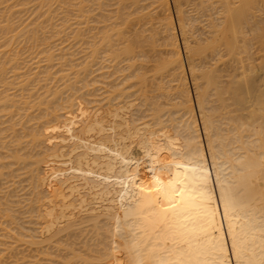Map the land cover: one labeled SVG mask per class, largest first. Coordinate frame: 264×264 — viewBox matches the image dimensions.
<instances>
[{"label":"bare ground","instance_id":"6f19581e","mask_svg":"<svg viewBox=\"0 0 264 264\" xmlns=\"http://www.w3.org/2000/svg\"><path fill=\"white\" fill-rule=\"evenodd\" d=\"M5 1L8 2V0H5ZM14 1H12V0L9 1V2H11L9 4H12V2H14ZM43 1H45V2L47 1V3L48 2L52 3L55 0H53V1L52 0L51 1L50 0L49 1L43 0ZM58 1H60V3H58ZM61 1L62 0L56 1L58 4H60L59 6H61ZM66 1H68V0H66ZM70 1L72 3V0H70ZM83 1L81 0L80 2H83ZM87 1L88 0H85L84 3L85 4L91 3L90 5H92L93 0L91 2H89V1L87 2ZM126 1H128V0H126ZM132 1H135V2H133L134 3L133 5L137 6V8L139 7V10L135 14V15H137V13H138V15H137L138 17L134 18L135 16H131V15H134L133 14V13H135L134 10L135 11L137 10V8L134 7L133 5L131 6L134 8L133 11H131L130 9L129 10H122L120 8L121 12L122 11L128 12L127 13L128 15L125 14L126 17H125V15L124 16L121 15L125 19V20L122 19V22L126 21L124 23H126V24L130 23L128 21V19H130L131 17H132V19H130V20H132V21H136L137 18H138V20L140 19L141 21L147 20L148 22L144 21L147 23V25L144 22L143 23L146 26L151 24L152 26L151 25L150 26L153 27L152 32H151V30H149L151 33L147 32V30H146L147 27L142 28V29L146 30V31L144 30L143 33L146 32L147 36L150 35V38L147 37V39L145 38L143 40L146 33L144 35H141V33L139 34L138 30H137L138 32L135 33L136 38L131 34V36H133L135 39L133 37L131 39V37L125 33L126 34L125 36L126 37L129 36V38L131 40L126 39V40H129L128 42L124 41L126 43H124L122 41L121 44L123 46L120 47V45H121L120 40H122L126 37H123L124 33H122V31L124 29L122 30L121 27H119V26H121V24H124V23L121 22L120 25L117 24L114 27V25L117 23L116 19L119 17L118 16L119 14H117L119 12V10L117 12V9H119V5L117 2L116 4L118 6L115 5V6H117V9H116L117 13L115 12L117 15H114L112 13L113 16H115V17L112 18V16H111V18L113 20H115L112 23V24H114L113 25L114 29L112 30L113 27H111L112 26L111 25L110 28L112 31L109 30L110 34L107 33V30H108L107 28H106V30H103L106 33L103 32L105 35H103V33H101V35L104 37H103V40H101V41L99 40V41H100V43L104 44L105 47H108V48L112 47V50H110L111 48L109 49L110 51H109V53H107L109 55L107 56L106 59H108L109 56H110L109 58H111V56H112V58L114 57L115 61L117 62V60L121 59L124 56V58L126 60L128 59V61L130 63L129 67L126 69H128V70L130 69L129 71L131 72V70L136 65V62L134 59L136 57L140 58V56L141 57L144 56V53H141L143 51L139 50L140 54L139 53L137 54V52H135L138 55V56L136 55V57H135L133 55L134 49L136 48L135 49V51H136L138 46L143 47V45H142L143 42H144V44L148 42L150 45L151 44H152V46L154 45V48H155V46L157 45L156 44V40H157L156 36H158L160 33L162 35V39L164 41L163 42V44L165 46L164 49H166L165 51L168 53V56L166 58L164 57L165 58L164 61H162V59H157V60H159V62H160V60L163 62V63H161V65L157 66V70L159 72L164 71L165 78L164 79H162L161 77L160 78L163 81L162 84L167 79L165 82H166V84L169 83L168 84L169 86L168 85L164 86L165 83L163 85H160L161 82L158 83L159 86L158 85L157 86L158 87L164 86L163 88H161V91L165 93L166 91H163V90L166 89L167 92L165 94L173 93V98L171 100H175V101L166 102V100H165L166 105H163L164 108L166 107V109H167V105H168V107L171 106L172 108H168L166 110V109L161 107L162 106V104H160L161 102H159V104L157 102L158 106L161 105L160 108H158L159 109L158 110L156 108L157 105L155 104L156 101L154 102V104L152 103L153 100H155V98L153 99V97H155V96H153L151 98L152 100L147 101L148 98L150 99V97H151V95H150V97L144 99V102L145 103L148 102L151 104V106L154 107V108H152V110L150 109V111H149L150 113H151V111H153V109H155V108L156 109H155V111L152 112V114H149V115L146 114L147 117H151L150 119L146 118V120L148 119L146 122L144 121L145 119L143 120L141 118V115H143L144 116L143 118H145V114H142L144 112L141 110V107L143 106L145 108V106L147 107L148 104L145 105V103H144V105H142V104L138 103V106H139V108H138V107H136L137 101H140V99H142V96L144 98V96H146L144 94H147L148 91H144L147 88L146 83H144L146 88H143L144 94H141L142 90L138 89V88H142L144 86L143 84H141L138 87V84H140V80H141V82L142 81L144 82L147 79L145 74H142V75L139 74L141 72V68H143V69L145 68L143 66L145 63L140 64V60H139V65L138 66L136 65V69L134 68L135 71L131 72L133 75L135 73L136 78L133 77V75H132L133 78L129 76V78H132V79L135 78L133 80L134 84L132 82V79H131V81H129V79L128 80L126 79L129 75V73H127L126 78L121 76V78L125 79L123 81H126V83L130 82V84H131V82H132V84H131L132 86L129 84V86H130L129 88L131 91H132L131 88L133 87V85L135 86V81L137 80L136 84H137L138 88L135 86L137 89L136 90L137 92L133 90L134 97H136V95L137 96L142 95V96L139 100L137 99L139 97H136V99H133L134 100L133 105L136 104L134 107L129 108L132 105L131 99L134 98L132 96L133 92H132V94L130 92H128V95L131 94L128 96V95H126L127 94L126 90H125L126 91L125 92L122 89V91L124 93L120 91L122 85L120 86V84H118L120 86V88H117V89L114 88V86H112L114 89H116V93H117V90L120 89V90H118L120 93H117L114 96H113L114 93L113 94L111 93L112 98L111 97L110 98L112 101L106 100L107 98L106 97H105L106 99L103 98L104 96L102 95V97H100V101H101V98H103L102 102H98L99 100H97V102H98L97 104L99 105V107H100V104L105 103V101L106 102L109 101L108 103H111L114 101V99L116 97L120 98L119 96L121 95V93H123V95L128 96L129 100L131 101V102L129 101L130 104L128 102V106H129L128 109H127V107L124 106L125 105L124 102H122L123 98H121L119 101H117V99H116L115 100L116 103L108 104L109 105L108 107H107V103H105V106L104 105L101 106L99 108V110H98V106H96L97 110L94 109L93 113L92 112H88V113L84 112V110L87 109L84 106L85 109H81V110H83L84 117H81L79 119V121L77 122L78 124H80L79 123L80 120L83 119L82 123L80 125L81 129L79 128V130L74 133V131H76V130H73L74 128L73 129L70 128L71 130L70 129L66 130L68 128V127H66L67 125H65V126L62 125V128L64 126L65 130L62 129V133H60L61 131L60 132L57 131L59 134L55 132L54 135L55 134H58V135L63 134V132H65V131H67V132L73 131V132H70L71 135H69V137H67L69 132H68V134H67V132L64 133L65 137L64 138L62 137L63 142H61L59 140L60 142L59 143L57 142L55 148L51 146L52 149L54 148V150L50 151L49 154L46 155L45 154L46 152L44 150L43 153L44 152L45 153L43 154V156L39 155V157L37 159H33L32 161L29 160V158H28V160L31 162H28V164L26 166L31 167L29 172L32 171L30 173V174H32V176H31L32 178L34 175H37L38 178L41 177L42 175L39 176V174H37V172L40 169L43 170V167H45L46 163H47L46 167L49 166L46 168V172L48 174V176H46V178L47 179L49 178V179L48 180L45 179V180L47 182H49V181L52 182V183L49 182L51 185H49V188L42 189L44 192L47 191L45 193H42L43 191L41 189H40V191H42V192H40L38 190L36 192V189L38 187L41 186V188H42V186H43V188H44V187H48V185L46 182H45L46 183L45 186L42 185V183H40L42 180V177H41V180L36 178L39 182L38 184H36L37 180H35V178H34L36 183H33V184H36V186L38 185V187H36L34 185L35 189H33V190H35L34 192H36V195H38V194L39 195H38V197H36V199H34V197H31V198L29 197L31 199V200H29V204L33 203L32 204L33 208L31 207L32 209H36V208H37V210L39 209V211L33 210L36 212V214H37V212L39 213V215L38 214L37 215L39 216L38 220H40L41 223L38 220H37V222H39L41 225L44 224V222H45L44 226L43 225L41 226L39 223L36 222V224L39 225V228H41V230H42V228H44L43 232L44 231L46 232L49 227H51V228H49V230L47 231L46 234H44L43 232H40V230L37 229L38 227L34 228V229H36V231L39 230V232L41 234H43L42 237H41L40 233H38V235L36 236L39 239L42 238L40 240L37 239L36 237H33V235H31L32 232H30L31 234L23 233V230H25L26 228L23 229L21 232L23 234H25V236L31 235L33 237V239L36 238V242H35V240L32 241V243L35 242V243H33V246L36 243H38V246H40L41 244H39V243L44 242V243H42V246H43V244L48 245V243H51V247H52V244L54 243L58 246V247L57 246H54V247H57L58 249L64 248L65 250L63 252H65L66 249L68 250L65 252V254L60 251L63 254L62 257H61L62 254H59V250L56 251V252H58L57 254H59L58 255L59 260L56 259V256L51 258L50 260H51V262H53V264L54 263L55 264H69L70 262L72 264H75V263H73V260H75V259L79 260L80 262H81V260L83 262L84 261L88 262V261H90L91 258H92L91 260L94 259L93 260L94 263L98 260V261H100V263H101V261H103V264H264V19L262 18V16H264V15H262V14H264L263 13L264 12L263 11L264 10V0H151L150 4L146 5L144 7H142L144 5L143 2L141 3L142 0H132ZM149 1L150 0H148V2ZM2 2H3V4H0V8L3 7L1 5H4V1H2ZM40 2H42V0ZM40 2L38 1V3H40ZM45 2L43 4H46ZM63 2H62V4H63ZM80 2L78 3V5L80 4ZM97 2H98V0H97ZM119 2L121 3L122 0H120ZM128 2H130V1H128ZM148 2H147V4H148ZM33 3H35V2H33ZM49 3H48L49 6L47 4L46 5L48 7H52V5ZM84 3H82L81 6H79V9L82 6H84L83 5ZM144 3H145V1H144ZM9 4H8V6H9ZM15 4H17V3H15ZM140 4L141 5L143 4V5L140 6ZM6 5H7V3H6ZM6 5H4V6H6ZM70 5L74 6L73 3ZM101 5H103V3L102 4L100 3V6ZM123 5H125V3L122 4V6ZM34 6H33V9H34ZM39 6L42 7V3ZM66 6H67V4H66ZM120 6H121V4H120ZM12 7H15V6H12ZM40 7L37 9L38 10L37 12L44 11L45 9H47L46 6H43V7H45V9L43 8L44 10L41 9ZM56 7H58V6H56ZM89 7L87 6V8H89ZM124 7L125 6H123V8ZM131 7H129V8H131ZM147 7H148V9H147ZM172 7L176 11L175 14H176L177 22L174 19V16L172 13L173 12ZM87 8L85 9V11L91 10V9L88 10ZM90 8H92V7H90ZM96 8H98V7H96ZM103 8H106V7H103ZM62 9H64V8H62ZM74 9H78V8H74ZM79 9H78V11L81 10L80 16L82 14H83L82 16H84L85 12L84 11L82 12V9H80V10ZM140 9H141V11H140ZM51 10H49L47 12L49 14H51L50 13ZM55 10H56V8H55ZM69 10H70V6H69ZM101 10H103V9H101ZM61 11H63V10H60V12ZM97 11L99 12L100 9ZM129 11H130V13H129ZM47 12H46V14H47ZM57 12L58 11H55L54 13L56 14ZM131 12H133V13H131ZM4 13L5 12L2 13L3 17L5 15ZM19 13H20V11H19ZM69 13H70V11H69ZM73 13H75V12H72V14ZM0 14H1V12H0ZM11 14H12V12H11ZM78 14H79V12H78ZM78 14L76 12V15H78ZM66 15H68V14H66ZM70 15H68V16H70ZM88 15H89V13H88ZM15 16L18 18V15H15ZM22 16H23V14L21 16L19 15V17H22ZM48 16H50V15H48ZM54 16H56V15H54ZM57 16H59V15H57ZM61 16H63V14ZM61 16H59V17H61ZM127 16H128V18H127ZM8 17H10V14H8ZM44 17H43V19H44ZM59 17H57V18H59ZM64 17H62V18L64 19ZM76 17H79V15ZM85 17L86 16H84V18ZM92 17H94L93 14H92ZM92 17L90 15V17H88V19L92 18ZM95 17L98 18V16H95ZM1 18L2 17H0V19ZM7 18H6V20H7ZM13 18L14 17H12V19ZM23 18L24 17H22V21L24 23L25 21L23 20ZM68 18H70V17H67V18L65 17L64 20H67ZM142 18H144V19H142ZM31 19L29 18V21ZM40 19H42V18H40ZM52 19L53 18L51 15L50 20H52ZM63 19H61V20H63ZM80 19L83 20V18H81V17H80ZM88 19L86 18V24L85 25H87ZM11 20L8 18V20L6 22H10ZM55 20H52V21H55ZM71 20L72 19H70V21H66V22L71 23ZM107 20H108V18H107ZM111 20H109V21H111ZM140 20H139V22H140ZM75 21H76V19H75ZM13 22H11V23H13ZM105 22H107V21H105ZM111 22H108V23H111ZM200 22L202 23V27L205 26V27H203V33H200V34H202V36L203 35L206 36L205 39L203 37H200V36H199L200 37L199 38L198 34H197V29H196L195 25H196V23H200ZM11 23H9V24H11ZM49 23H51V22H49ZM78 23L80 24L79 20H78ZM7 24H5L6 27L9 25V24L8 25ZM20 24H21V21H20ZM32 24H33V22H32ZM41 24H40V26L45 25V24H42V25ZM53 24H55V23H53ZM64 24H65V21H64ZM75 24H73V25L75 26ZM96 24H97V22H96ZM126 24L123 25L122 28H124L126 26ZM141 24H142V22H141ZM25 25L24 26L23 25L22 26L17 25V26L25 27V28L27 27V25L31 26L30 24H25ZM36 25L39 27L38 23ZM55 25H53V26H55ZM69 25H71V24H69ZM88 25H91V24L89 23ZM98 25H100V24H98ZM136 25H138V24H136ZM197 25H199V24H197ZM2 26H3V28L5 27L4 24ZM13 26L14 25H12V27ZM32 26H34V28H35V25H32ZM37 26H36V28H37ZM60 26H61V24H60ZM77 26L79 27L80 25H77ZM94 26H93V29H94ZM8 27L10 29V26H8ZM8 27H7V29H8ZM81 27H83V26L81 25ZM31 28L33 29V27H31ZM31 28L29 27V32H30L29 34H32ZM46 28H47V26H46ZM89 28H88V30H89ZM138 28L140 29V27H138ZM4 29H2L1 31H3ZM21 29L22 28H20V30ZM26 29L28 30V28H26ZM39 29H40V27H39ZM42 29H45V26H43ZM65 29H66V27H65ZM68 29H70V27L69 28L67 27V30ZM72 29H74V28H72ZM72 29H71V31H72ZM149 29H151V28H149ZM82 30H84V29H82ZM131 30H133V28ZM1 31H0V33H1ZM33 31H35V34L39 35V33H36L38 31V29L37 30L35 29ZM44 31L47 32V29H45ZM44 31H43V34H44ZM63 31H64V29H63ZM75 31L77 33V30H75ZM94 31H95V29H94ZM114 31H115V33H113ZM133 31H135V30H133ZM4 32H5V30L3 31V33ZM18 32H19V30H18ZM22 32H19L18 34L21 35ZM25 32L27 33V31H25ZM38 32H41V29ZM72 32H74V31H72ZM79 32H80V34H78V35L82 36L84 31L83 32L79 31ZM141 32H142V30H141ZM59 33H60V31H59ZM84 33L86 34V31ZM87 33H88V31H87ZM92 33L94 34V32H92ZM148 33H149V35H148ZM22 34H24V33H22ZM62 34H64V33L61 32V36H62ZM93 34H92V36H93ZM178 34L180 35L181 40H180V38H178ZM15 35H16V33H15ZM26 35L27 34H25L23 36L26 37ZM99 35H100V33H99ZM2 36H4V35H2ZM9 36H11V35H9ZM9 36L7 35V37H9ZM33 36H34V33H33ZM33 36H31V37H33ZM68 36H70V35H68ZM85 36H87V35H85ZM141 36H143V38H141ZM7 37L5 36L4 39ZM22 37H20V39H22ZM71 37H74V38L76 37V39L78 38L77 35L71 36ZM83 37H84V34H83ZM138 37H139V40H138ZM14 38H13V42H12V40H10L12 43H15ZM33 38H32V40H34ZM52 38L53 37H51V39ZM45 39L46 38H44V39L42 38L43 41ZM101 39H102V37H101ZM67 40H68V38H67ZM5 41H7V39ZM10 41L8 42L9 44H7V47L9 45L12 46ZM34 41H35V44L37 45L38 42L36 43V41H37L36 38ZM53 41H55V40H53ZM63 41L66 42V40H62V42ZM77 41H78V39H77ZM51 42H52V40H51ZM74 42H76V41H74ZM74 42H72V43H74ZM87 42H86V44H88ZM89 42H90V37H89ZM141 42H142V44H141ZM160 42H162V41H160ZM18 43H19V41H18ZM66 43H69V42L67 41ZM77 43H75L76 45L75 44H72V45L73 46L78 45L77 47H79L80 42H79V44H77ZM100 43L97 44L99 46H96L94 44V42L92 43V45H90L91 43H89V45L92 46V47H89L90 50H93L91 48H94L93 51L95 52V55H96V56L94 55L93 51H91V53L88 54V55L93 54L92 55L93 60H96L97 56L102 55L103 54L102 52L106 50V49H103L104 46L101 47L102 45H100ZM31 44H33V43H31ZM45 44H46V42H45ZM57 44L55 42V45H57ZM106 44H107V46H106ZM59 45L55 48L53 47L54 50L56 48H59ZM251 45L256 46L255 49H257V50L253 51L254 49L253 50L251 49L253 51V52H251L250 48H249ZM11 46H9V47H11ZM53 46H54V43H53ZM69 46H66L67 49ZM254 46H252V47L254 48ZM7 47H5V48L1 47V49L5 50ZM24 47H26V46H24ZM32 47H35L33 49H36V46H32ZM84 47H85V45H84ZM113 47H114V49H113ZM144 47H146V46H144ZM181 47H183L185 55L182 54L183 49ZM60 48H62V47H60ZM60 48L56 52L61 51ZM23 49H25V48H23ZM64 49H66V48H63V50ZM80 49H81V47H80ZM49 50L46 49L47 52ZM90 50H88V52ZM160 50H161V48H160ZM21 51L22 50H20V52ZM33 51H35V50H33ZM46 51H45V54H46ZM65 51H63V52H65ZM67 51H69V50H67ZM77 51H79V50L77 49ZM100 51H102L101 54L99 53ZM106 51L104 52V54H106ZM150 51H152V50H150ZM165 51H163V52H165ZM13 52H15V50ZM27 52H28V50H27ZM27 52H26V54H28ZM37 52L38 51H36V53ZM84 52H85V50H84ZM146 52H148V51H146ZM1 53H0V55H1ZM69 53L70 52H68V55H69ZM75 53L77 54V52H75ZM7 54H8V52H7ZM152 54H154V53H152ZM31 55H32V53H31ZM47 55L49 56V60H48L49 62L46 59H44L43 61L46 60L48 63H50V60H51L53 53L52 54L49 53ZM78 55H79V53H78ZM82 55H85V54L83 53ZM16 56L17 55H15V59H13V60H17ZM69 56H68V58H71V57L73 58V55L71 57H69ZM74 56H75V54H74ZM102 56L106 57V55H102ZM32 57H33V55H32ZM34 57H35V54H34ZM37 57H39V56H37ZM59 57H57V58H59ZM77 57L78 56H76V58ZM209 57H211V58L207 61V59ZM46 58H48V57H46ZM112 58L110 59L111 61H112ZM114 58H113V60H114ZM41 59H43V58H41ZM53 59H55V58H53ZM65 59H66V55H65ZM84 59H86V58H84ZM88 59L85 61L88 62V61L92 60V58L89 60ZM140 59H142L143 62L145 61L143 59V57ZM145 59H146V56H145ZM62 60H64V59H62ZM79 60H81V59H79ZM79 60H78V62H79ZM97 60L99 61V59H97ZM105 60H104V62H105ZM26 61H28V60H26ZM128 61L126 63H128ZM146 61H147V59H146ZM11 62L13 63L14 61H11ZM16 62L19 63L18 61H16ZM51 62L55 63L53 60H51ZM58 62H59V60H58ZM62 62H64V61H62ZM75 62L76 61H74L73 63H75ZM93 62H95L94 64H97V68H98L99 67L98 63L96 61H93ZM93 62L92 63L88 62V63H90L92 66ZM1 63H3V62H1ZM1 63H0V66H3ZM84 63H82V64H84ZM24 64H27V63H24ZM86 64L87 63L84 64V67H83V65L81 66V67L85 68V71L87 70L86 67L88 65H90V64H87V65ZM117 64H119V62ZM10 65H11V63H10ZM15 65H17V64H15ZM28 65H29V63H28ZM38 65L39 64H37V66ZM52 65L50 67H52ZM72 65L71 66L74 67V64H72ZM85 65H86V67H85ZM101 65H100V67H101ZM108 65L113 66V63L108 64ZM108 65L105 64L106 67ZM114 65H116V63H114ZM4 66H5V64H4ZM14 66H12V67H14ZM55 66L58 67L57 64ZM69 66H70V64H69ZM151 66H154V65H151ZM117 67H119V65ZM19 68H21V67H19ZM38 68L40 69V66L37 67V69ZM42 68H44V67H42ZM54 68L57 69L56 67H54ZM87 68L89 69V67H87ZM112 68H111V70L110 69H108V70H110V72H111ZM122 68L123 67L121 66V70H122ZM153 68H155V67H152L151 71H154V70H152ZM15 69H16V67H15ZM92 69H90V70H92ZM117 69H115L113 71H116ZM126 69H123V70H126ZM137 69H139L140 72ZM148 69L150 71V67H148ZM13 70H14V68H13ZM13 70H12V72H13ZM25 70H27V69H25ZM82 70L80 69V72ZM98 70L99 69H97V71ZM136 70L138 71L137 73H136ZM62 71H60V72L63 73ZM101 71H103V70H101ZM143 71H144V73H146L145 69L142 70V72ZM158 71L156 72V70H155V73L158 74ZM187 71H188V74L191 78L190 80L192 81L193 92L191 91L192 89H190V85H189L190 83L188 80ZM3 72H4V70H3ZM3 72H2V74H3ZM17 72H19V71H17ZM60 72H59V74L61 75ZM69 72H71V71H69ZM13 73H15V72H13ZM20 73H21V71H20ZM32 73L30 72L29 74H32ZM51 73H52V71H51ZM106 73H108V72H106ZM112 73H114V72H112ZM122 73L121 74L124 75V72H122ZM9 74L11 75V70H10ZM115 74L117 76L120 73H118V74L115 73ZM164 74H162L163 77H164ZM73 75L74 74H72V76H70V77H73ZM84 75H86L85 72H84ZM101 75H103V74H101ZM108 75H106V76H108ZM114 75L112 74V76H114ZM17 76H18V74H17ZM33 76L31 75V77H33ZM37 76H39V75H37ZM47 76H48V74H47ZM47 76H46V78H47ZM53 76H54V74H53ZM67 76H69V75H67ZM88 76H89V72H88ZM116 76H114V77L118 78V80H116V83H117V81H119V79H121V78H119L120 75L118 77H116ZM144 76L146 77V79ZM149 76H150V74H149ZM0 77L2 79V75ZM54 77L57 78L58 76L56 75ZM61 77L63 79V76H61ZM86 77H87V75H86ZM137 77H138V79H137ZM93 78H95V77H93ZM101 78H102V76H101ZM105 78H104V82L107 81V80H105ZM19 79H22V78H19ZM65 79H67V78H65ZM65 79H64V81H66ZM10 80H8V81H10ZM26 80L28 81V79H26ZM26 80H25V82H26ZM43 80H45V78ZM48 80L50 81V79H48ZM52 80L54 82V80H56V79L52 78ZM79 80H81L80 77H79ZM86 80H87V78H86ZM35 81L37 83L38 82L40 83L39 79H38V81L37 80H35ZM90 81H92V80H90ZM33 82H34V80H33ZM53 82H51V84ZM57 82H59V81L57 80ZM75 82H76V79H75ZM79 82L80 81H78V85H80ZM88 82H89V80H88ZM146 82H149V81H146ZM22 83H24V82H22ZM60 83H61V81H60ZM69 83H70V81H69ZM92 83H91V85H92ZM95 83H97L96 80H95ZM95 83L93 84V86L95 85ZM20 84H17V85L20 86ZM48 84L51 85L49 82H48ZM66 84H68V83H66ZM9 85H11V84H9ZM24 85H25V83H24ZM37 85H39V84H37ZM64 85H65V82H64ZM81 85H83V82L81 83ZM113 85H114V83H113ZM33 86H34V84H33ZM61 86H62V88H61ZM61 86H59V87L64 92L65 89H63L64 88L63 85H61ZM109 86L111 87V85H109ZM125 86L126 85H124L123 87H125ZM65 87H66V85H65ZM68 87L69 86H67L66 92H68ZM77 87L78 86H76V91H77ZM81 87H79V89ZM85 87H88V83H87V85H84V88L83 87L82 88L85 90ZM116 87H118V86H116ZM127 87L128 86H126V88ZM135 87H133V88L135 89ZM158 87H157V90L159 89V93H160V88H158ZM28 88H30V87H28ZM31 88H33V87H31ZM36 88H37V86H36ZM98 88H97L98 91L102 89V88L100 89V87H98ZM126 88H124V89H126ZM129 88H127L128 91H129ZM152 88H153V86H152ZM1 89H3L2 84H1ZM54 89H56V88H54ZM54 89L53 90L51 89V91H54ZM87 89L89 90V88H87ZM154 89H156V88H154ZM172 89H174V92L171 91ZM32 90H34V89H32ZM105 90H107V88ZM168 90L171 92H169ZM85 91H87V90H85ZM102 91L103 90H101V92ZM113 91H115V90H113ZM150 91H153V90H150ZM154 91H156V90H154ZM59 92H60V90H59ZM59 92L57 91V94ZM63 92H62V94H63ZM79 92H80V90H79ZM108 92H109V90H108ZM111 92H112V90H111ZM20 93H21V91H20ZM49 93L50 92L48 91L47 95H49ZM53 93H51V95ZM94 93H95V91H94ZM135 93H137V94L135 95ZM159 93H158V96H159ZM192 93H194V95H195L196 102H195V100L193 101L194 97L192 96L193 95ZM10 94H12V93H10ZM23 94L21 93V95H23ZM42 94L44 95V93H42ZM69 94H70V92H69ZM150 94H153V93H150ZM168 94H167V96H168ZM21 95H19V96H21ZM55 95H56V93L52 96H55ZM70 95H72V94H70ZM70 95H68L67 97L70 98L69 97ZM153 95H155V92ZM170 95H172V94H170ZM2 96H4V95H2ZM7 96H8V94H7ZM23 96H25V95H23ZM52 96H51V98L53 99ZM74 96H75V94H74ZM130 96H132V97H130ZM147 96H148V94H147ZM156 96H157V92H156ZM8 97H11V96H8ZM159 97L161 98V94ZM162 97H164V96H162ZM169 97H171V96H169ZM23 98H25V97H23ZM40 98H42V97H40ZM125 98H127V97H125ZM128 98L124 99V100L127 101ZM96 99H98V98H96ZM29 100H30V98H29ZM53 100L51 101V103L53 102ZM55 100L63 102V100H60L59 98H56ZM80 100H79V102H83L82 99H80ZM3 101H5V100H3ZM94 101H96V100H94ZM120 101L124 105H119V104L117 105V103H121ZM141 101L143 102V99ZM2 102L0 104H2ZM5 102H7V101H5ZM71 102H69V104ZM88 102H90V100L87 101V103ZM54 103H55V101L52 104L54 105ZM66 103H67V105H69L68 102H66ZM75 103H78V101ZM75 103L72 102V104H75ZM56 104H57L56 107H58L59 106L58 102ZM60 104H62V103L60 102ZM84 104H81V105L83 106ZM31 105H32V107L34 106L33 104H31ZM62 105H65V104H62ZM62 105H60V107ZM81 105H79V106H81ZM2 106H4V105H2ZM21 106H23V105H21ZM24 106H26V105L24 104ZM79 106H77V108ZM92 106H93V104H92ZM118 106H121L120 111H119V109H116ZM122 106H124V107H122ZM12 107H14V105ZM27 107H28V105H27ZM56 107L54 106V108H56ZM65 107H67V106H65ZM65 107L63 106V108H62V109H64L63 112L68 111V108L65 109ZM86 107H88V106H86ZM71 108L72 107L69 108V111ZM77 108H76V110H77ZM79 109H80V107H79ZM90 109L92 110L93 107ZM90 109L88 111H91ZM123 109L127 110V111H125L123 113V111H121ZM148 109H149V107H148ZM163 109H164V111L162 112ZM6 111L7 110H5V112ZM39 111H41V110H39ZM78 111H80V110H78ZM11 112H13V111H11ZM50 112L52 113L51 110H50ZM139 112H142V113H139ZM0 113L4 114V112H2V110ZM6 113H9V112H6ZM74 113L76 114L75 110H74ZM58 114H60V109H59ZM78 114L80 115V112ZM139 114H141V115H139ZM51 115H53V114H51ZM62 115H63V113H62ZM65 115H67V116L71 115L72 116L73 114L68 115L65 112ZM81 115H82V113H81ZM4 116L2 115V117H4ZM25 116L27 118L26 114L22 117H25ZM38 116L40 117V115H38ZM54 116H55V114H54ZM58 116L59 115L55 116V118ZM71 116H70V118H71ZM17 117H19V116H17ZM28 118H33V117L30 116ZM43 118H41L42 120L40 119V121H43ZM63 118L64 117H62V119ZM67 118L65 117V120ZM74 118H76L75 115H74ZM5 119H7V117ZM19 120H21V119H19ZM19 120L17 119V121H19ZM12 121H13V119H12ZM12 121H10V122H12ZM23 121L24 120H22L21 122L19 121V123H21V125H22ZM28 121H29V119H28ZM49 121H50V119H49ZM56 121H57V119H56ZM25 122H23V123H25ZM66 122L64 124H68V125L72 124V123H68V122L66 123ZM5 123H6V120H4V124ZM31 123L32 122H30V124ZM73 123H74V121H73ZM4 124H1V126L2 125L4 126ZM8 124H11V123H8ZM52 124H54V122ZM14 125H15V123L13 124L12 129H13ZM21 125L19 124V126H21ZM43 125L46 128L44 123H43ZM47 125H48V123H47ZM55 125L56 124H54V126ZM59 125L61 127L60 123H59ZM9 126L5 127L4 131L6 130V128H9ZM26 126L27 125L25 124V127ZM49 126H51V125H48V128H49ZM25 127H24V129H25ZM41 127H43V126H41ZM41 127H40V130H42ZM72 127H74V125ZM55 128H56V126L54 127V129ZM75 128H76V126H75ZM7 130H9V129H7ZM34 130H36V128L33 129L32 131H34ZM88 130H90V131L88 132ZM9 131H11V130H9ZM20 131H19V133L23 132L21 129H20ZM81 131H83V132L85 131V132L82 134ZM49 132H51L53 134V131H49ZM79 132L83 135V138H82L83 140L81 139L82 136L80 135ZM14 133L10 134V135H14ZM31 133H33V132H31ZM45 133H47V131H45ZM51 133H47L46 135H50ZM65 134H67V135H65ZM10 135L8 136V138L10 137ZM41 135H42L41 138H43V134H41ZM46 135H44V136L46 137ZM84 135H86L85 139H84ZM21 136H19V137H21ZM33 136H34V134H33ZM37 137L39 138V134ZM4 138H5V136H4ZM14 138H15V136H14ZM16 138H17V136H16ZM22 138L23 137H21V139ZM29 138L32 139V137L30 135H29ZM29 138L27 137V139H29ZM33 138L35 140V136ZM59 138H60V136H59ZM87 139H88V141L85 142L84 140H87ZM23 140H21V142H25V141L27 142V140H25V141H23ZM39 140H42V139H39ZM56 140H58V139H56ZM8 141L9 140H7L6 142H8ZM32 142H34V141H32ZM40 142H42V141H40ZM46 143H47V141H46ZM61 143L62 144L64 143L65 145H61ZM21 144L22 143H20V146H22ZM58 144H60V145H58ZM16 145H19V141ZM26 145H30V144H26ZM31 145H32V143H31ZM24 146L25 145L23 144V147ZM13 147H14V145L12 144V148ZM27 147L24 149H27ZM40 147H41V144H40ZM9 148H11V147H9ZM31 148H32V146H31ZM31 148H30V150H31ZM6 149H8V148H6ZM38 149H41V148H39V145H38L37 150ZM43 149H45V148H43ZM52 149L50 148L49 150H52ZM16 151H18V150L16 149ZM27 151H29V149ZM27 151H26V154H27ZM31 152L33 153V151H31ZM39 152H41V151H39ZM19 153L21 154V152H19ZM9 154H11V152H9ZM20 154H19V156H17V154H16V157L20 158L17 160L18 163L20 160H22L21 158H24L23 156H25V154H24L21 157ZM7 156H8V153H7ZM31 156H33V154ZM4 157H6V156L4 155ZM11 157L9 158L10 160H12ZM16 157L14 160H16ZM27 157H28V154H27ZM12 158H14V157H12ZM32 158L33 157H31V159ZM34 158H36V156ZM10 160H8V161H10ZM26 161L27 160L25 158L24 163H27ZM3 162H6L5 159ZM21 164H22V162H21ZM21 164H18V166L19 165L21 166ZM40 164H41V167H40ZM38 167H39V169H38ZM27 168H25L24 172H26ZM47 169H48V171H47ZM11 170H14V169H11ZM42 170H40L39 172H41ZM50 170H53L57 173L54 172V174H52L53 172L50 173ZM34 171L36 174L33 173ZM44 171H45V169H44ZM3 172H4V170H3ZM16 173H18V170H16ZM22 173H23V171H22ZM75 173H79L80 174V175H78L79 177L82 175L83 177H81V178L82 179L84 178L83 179L84 182L81 183L82 180H79L80 181V183H79V182H77V180H74V178H77L76 177L77 174H75ZM56 174H57V176H56ZM5 175L7 176V174H5ZM19 175H22V174H19ZM51 175H53L54 181H52ZM44 176H43V178H44ZM49 176H51V178ZM2 177L5 178V176L1 175V177H0L1 180H3ZM14 179H17V178H14ZM4 180L7 182L6 179H4ZM11 180H13V179H11ZM18 180H20V183L22 184L21 178L17 179V182H19ZM13 181H15V180H13ZM28 181H32V180L29 179ZM2 183L5 184V182H2ZM14 183H16V182H14ZM43 183H44V181H43ZM21 184H19V185H21ZM33 184H31V185H33ZM6 186H8V184H6ZM27 187H28V185H27ZM2 189H3V187H2ZM8 190H10V189H8ZM16 190H19V189H16ZM28 190H30V189L28 188ZM31 190H32V188H31ZM2 191L5 192L6 190L5 191L2 190ZM8 193H9V191H8ZM23 193H24V191H23ZM34 195H35V193H34ZM9 196H8V198H9ZM21 196L22 195H20V197ZM6 198H7V196H6ZM14 198H15V196H14ZM32 198H33V200H32ZM0 199L4 200V198H2V197ZM6 201L8 202L7 199H6ZM14 201H15V199H14ZM34 201H36V203H38V204H35L37 206L34 205V203H35ZM11 202H12V200H11ZM21 202L22 201H20V203ZM12 203L14 204V202H12ZM25 203H28V202H25ZM18 204H17V208H18ZM21 204H23V203H21ZM29 204L27 205L28 207H29ZM8 205H10V203ZM38 205H39V208H38ZM34 206L36 208H34ZM9 207L6 208V210H10ZM14 207H16V206H14ZM19 207L22 209V206H19ZM28 207L26 209L27 212L29 209H31L30 207L28 209ZM11 209H14V208H11ZM0 211H1L0 213H3L4 210L2 211V209H1ZM7 212L5 214L7 216V217H5L6 220H8V218L10 219L8 214L11 213L12 211L9 212L8 214H7ZM13 213H14V210H13ZM18 213H17V215H15V217L16 216L18 217ZM20 215L21 214L19 213V217H21ZM27 215H30V213ZM37 215H34V216L37 217ZM2 216H4V213ZM1 218H4V217H1ZM32 218H33V216H32ZM33 219H35V218H33ZM43 219H45L46 221H43ZM49 219L51 221H49ZM1 220L4 223V220L3 219H1ZM30 220L32 221L31 218H30ZM14 221H16V220H14ZM31 221H30V223H31ZM1 224L2 223H0V225ZM8 224H9V222H8ZM13 224H15V223H13ZM16 224L18 225V222H16ZM33 224H35V223H33ZM34 226H36V225H34ZM4 227H5V225H4ZM17 227H19V230H21L20 229L21 226L18 225ZM17 227L15 229H17ZM45 227H47V228L45 229ZM34 229H32V230H34ZM84 232L86 234L84 236L85 237L84 240H82L83 241L82 242V246H83L82 248L83 249L81 248V251L80 250L78 251V250H76V248H73V243H74V247H75V242H77V241H73V240H76L77 238L80 239V237H79L80 234L82 235L81 237H83ZM10 233H12V231ZM22 233H21V235H22ZM21 235H20V237H21ZM3 236H4V234H3ZM22 236H24V235H22ZM25 236L22 238H25ZM31 236H30V238H32ZM34 236H35V233H34ZM76 236H78V237H76ZM68 238H69L71 243L73 241L72 244L69 242ZM31 240H30V242H31ZM27 241H29V240H27V239L25 240L26 244H28ZM45 242H48V243L46 244ZM79 242H80V240H79ZM78 243H76V245ZM36 245H35V248H36ZM30 246H32V244ZM80 246H81V244H80ZM54 247H52V248H54ZM45 248L42 247L41 253H42V251H44L43 249H45ZM49 248H50V246H49ZM52 248H50L49 250H47V248H46L47 251L45 250L46 251L45 253L48 252L47 254L49 255V257H46V258L52 257V255L50 256L51 253L49 252V251H51ZM52 250H54V249H52ZM55 250H57V249L55 248ZM61 250H63V249H61ZM56 252H54V254ZM42 254H44V253H42ZM48 255H44V256H48ZM60 257H61V260H60ZM53 260H57L58 262L56 263V261H53ZM76 260H75V262L80 264V262L76 261ZM47 262H46V264L49 263V262L48 263ZM89 264H93V263H89ZM96 264H99V263H96Z\"/></svg>","mask_w":264,"mask_h":264},{"label":"rangeland","instance_id":"374dc122","mask_svg":"<svg viewBox=\"0 0 264 264\" xmlns=\"http://www.w3.org/2000/svg\"><path fill=\"white\" fill-rule=\"evenodd\" d=\"M2 1H4V5H6V3H7V5L6 6H4V5H1V6H3V7H1L0 9V12H1V14H0V17H2L1 19H0V29L2 28V29H4L6 26H5V24H9V23H11V22H13L14 20V22L13 23H11L12 25H14L13 27H12V25L11 24H7L8 26H10V29H9V27H8V29H7V27L4 29L5 30V32L3 33V31H1V33H0V49H1V47H3V48H5V47H7V44H9L8 42L10 41V40H12V42H13V38H14V42L15 43H12L11 41V44H12V46L11 45H9V46H11V47H7L5 50L4 49H1L0 50V53H1V55H0V61L1 62H3V63H1L3 66H0V76L2 75V79H1V77H0V103L3 101V100H5V101H7V102H5V101H3L2 102V104H0V112H1V110H2V112H4V114L3 113H0L1 115H0V118L2 117V115L4 116V117H2L1 119H0V133L2 132H4L1 136H0V153L2 154H0V158L2 159H0V177H1V175H3V176H5V178L4 177H2L3 178V180L4 179H6L7 180V182L4 180H1L0 179V194L2 195H0V198L2 197V198H4V200H2V199H0V210L2 209V211H3V213H4V216H2L3 215V213H0V218L1 217H4V218H1V219H3L4 220V223H3V221L0 219V223H2L1 225H0V264H46V262L48 263V264H53V262H51V258H53V257H55L56 256V259L57 260H59L58 258H59V254H62V253H64L65 254V252L66 251H68L67 249H66V251L65 252H63L65 249L64 248H57L58 246L56 245V244H54L53 242V244H52V247H54V246H57V247H54V248H52L51 247V243H48V242H45L46 244L48 243V245L50 246V248H52V249H54V250H52L51 249V251H49L51 254H50V256L52 255V257H50V258H46V257H49V255L47 254V253H45L47 250H49L50 248H49V246L48 245H45V244H43V246H42V243H44V242H41V243H39V244H41L40 246H38V243H36V244H34V246H33V243H35L36 242V236L38 235V233H40V232H43V230H44V228H42V230H41V228H39V225L38 224H36V222H37V220L39 219L38 217V215H39V213L37 212V214H36V212L35 211H33V210H36V211H39V209L37 210V208L35 207V206H37V205H35V204H38V203H36V201H34L35 203H34V208H36V209H32L33 207V203L32 204H29V200H31L30 198L31 197H34V199H36V197H38V195H36V192H37V190L38 191H40V189L42 190V189H45V188H49V185H51L50 183H52V182H47L45 179H47L46 178V176H48V174H47V172H46V168L47 167H49V166H47L46 167V164H45V167H43V170L42 169H40V170H42L41 172H39L38 170V172H37V174H39V176H41L42 177V180H41V177H37V175H34L33 176V178L31 177L32 176V174H30L31 172H29L30 171V166L28 167V166H26L27 164H28V162H31L33 159H37L38 157H39V155H41V156H43V154L45 153L46 155L47 154H49L50 153V151H53L54 150V148H55V146H56V144H57V142L59 143L60 141L61 142H63V138L65 137L64 136V133H66L67 131H65V132H63V134H60V135H58L59 133L58 132H60V133H62V129H64L65 130V125H67L66 127H68L66 130H69L70 128L71 129H73V130H76V131H74V133L75 132H77L78 130H79V128H80V125H81V123H82V120L83 119H81L80 120V124H78L77 122L79 121V119L81 118V117H84V113H83V110H81V109H85V108H87V109H85L84 110V112H86V113H88V112H92L93 113V110L94 109H96L97 107L96 106H98V110H99V108L101 107V106H105V103H107V107L109 106L108 104H113V103H116V99H117V101H119L121 98H123V100L124 99H127L128 98V96L129 95H131L132 94V92H133V90L134 91H136L137 89H136V87H137V80L135 81V86L133 85V87H135V89L132 87L131 89H132V91L130 90V86H129V84H130V82L129 83H126V81H123V80H125V79H123V78H121V76H123L124 78H126V76H127V73H129V75H128V77L126 78L127 80L129 79V81H131V79L133 78V77H135L136 78V76H135V73H134V75L131 73V72H133V71H135V69H136V65L138 66L139 65V60H140V64H143V63H145L143 66L145 67L144 69L146 70V73H144V71L142 72V70H144L143 68H141V72H140V70L139 69H137V70H139V74H145L146 75V77H147V79H146V77H145V81L142 83L141 82V80H140V84H138V87H139V85H141V84H143L141 87L142 88H138V89H141L142 90V93L141 94H144L143 92L144 91H148L147 92V94H148V96H147V94H144V95H146V96H144V98H143V96L142 95H140V96H137L136 94L137 93H135V95H136V97H139V98H137L138 100L141 98V96H142V99H143V102L141 101L142 99H140V101H137V106L136 107H138L139 108V106H138V103H140V104H142V105H144V99H146V98H148V97H150V95H151V97H150V99L148 98V100L147 101H150V100H152L151 98L153 97V96H155V97H153V99L155 98V100H153V104H154V102L156 101V105H157V102H158V104H159V102H161L160 104H162V108H164V106L163 105H166V102H172V101H175V100H171L172 98H173V93H170V94H172V95H170V94H168V96H167V94H165L166 92H167V90L165 89V90H163V91H166L165 93L164 92H162L161 91V88H163L165 85L167 86L169 83H167L166 84V80L164 81V86L163 87H158L159 86V84L158 83H160V85H163L162 84V79H164L165 78V74H164V71H158L157 70V66L158 65H161V63H163L162 61H164L165 60V58L168 56V53L165 51L166 49H164V44H163V39H162V35L159 33V35L158 36H156V38H157V40H156V46H155V48H154V45L152 46V44L150 45L147 41V43H145L144 44V42H143V44H142V42H141V44L143 45V47L144 46H146V47H141V46H138V48H137V50L135 51V49H134V56L136 57V55L139 53L140 54V51H143V52H141V53H144V56H142L143 57V59L145 60L144 62H143V60L142 59H140V58H142L141 56H140V58L139 57H134L135 59V62H136V65L134 66V68L131 70V72L128 70V69H126V68H128L129 67V61H128V59L126 60L125 58H124V56L121 58V59H119V60H117V62L115 61V58H114V60H113V58H112V56H111V58H112V61L110 60L111 58H109L108 57V59H106L107 58V56L109 55V54H107V53H109V51L110 50H112V47H105L104 46V44H102V43H100V41L101 40H103V37L104 36H102L101 35V33H103L104 31L103 30H106V28L108 29L107 30V33H109V30L110 31H112L113 29H114V27L117 25V24H121V22H122V19L123 20H125L122 16H124L125 14L126 15H128L127 13V11H122L121 12V9L122 10H131V11H133L134 10V8L133 7H131L134 3L133 2H135V1H132V0H128V1H130V2H128V1H126V0H122V2L120 3L118 0H98V2H97V0H88L89 2H91L92 1V5H90V4H85L84 3V1L83 2H80L79 0H72V3L74 4V6L73 5H70V4H72L71 3V1L70 0H68V1H66V0H62L61 1V6H59L60 4H58V3H60V1H58V3L56 2L57 0H55L54 2H48L49 4H51L52 5V7H48L49 5H48V3H47V1L45 2V1H43L42 0V2H40L41 0H12V1H14V2H12V4H9V3H11V2H9V1H11V0H8V2H6L5 0H1L0 1V4H3V2ZM19 3H18V2ZM22 1V2H21ZM24 1V2H23ZM26 1V2H25ZM31 1V2H30ZM38 1L40 2V3H38ZM49 1V0H48ZM51 1V0H50ZM53 1V0H52ZM64 1V2H63ZM80 2V4L78 5V3ZM87 1V2H88ZM106 1V2H105ZM125 1V2H124ZM144 1H145V3H144ZM142 0L141 1V3L143 2V6L140 4V6H142V7H144V6H146V5H149L150 4V2H151V0L148 2V0ZM2 2V3H1ZM33 2H37L36 4L35 3H33ZM46 3V4H43V3ZM62 2H63V4H62ZM77 2V3H76ZM102 4L103 3V5H101L100 6V3ZM110 2V3H109ZM118 2V5H119V9H117V3ZM128 2V3H127ZM147 2H148V4H147ZM15 3H17V4H15ZM21 3V4H20ZM24 3V4H23ZM30 3V4H29ZM41 3H42V7H40L39 5H41ZM70 3V4H69ZM82 3H84L83 5L87 8V6L89 7H92V8H87L88 10L89 9H91V10H89V11H85V7L84 6H82L80 9H82V12L84 11L85 12V14H84V16H86L85 18H84V16H80V14H81V10L79 9V6H81L82 5ZM107 3V4H106ZM121 4V6H120V4ZM125 3V5H123V6H125L124 8H123V6H122V4H124ZM172 3V2H171ZM8 4H9V6H8ZM27 4V5H26ZM35 6H34V5ZM66 4H67V6H66ZM94 4V5H93ZM96 4V5H95ZM99 4V5H98ZM194 4V3H193ZM24 7H23V6ZM31 5V6H30ZM55 5V6H54ZM65 5V6H64ZM115 5H117V6H115ZM12 6H15V7H12ZM33 6H34V9H33ZM43 6H46L47 7V9H45V7H43ZM56 6H58V7H56ZM69 6H70V10H69ZM76 6V7H75ZM98 7V8H96V7ZM108 6V7H107ZM131 7V8H129V7ZM134 7H136L137 8V6H135V5H133ZM22 7V8H21ZM32 7V8H31ZM37 7V8H36ZM41 8V9H43L44 11H39V12H37L38 10V8ZM54 7V8H53ZM85 9H84V8ZM103 7H106V8H103ZM52 10H51V9ZM55 8H56V10H55ZM62 8H64V9H62ZM72 8V9H71ZM74 8H78L80 11H78V9H74ZM121 8V9H120ZM133 8V9H132ZM135 8V9H136ZM6 9V10H5ZM12 9V10H11ZM32 9V10H31ZM51 10V14H49L47 11H49V10ZM58 9V10H57ZM99 10L100 9V11L98 12L97 10ZM101 9H103V10H101ZM116 9H117V12H118V10H119V12L117 13L116 12ZM147 9H148V7H147ZM146 9V10H147ZM5 10V11H4ZM15 10V11H14ZM17 10V11H16ZM40 10V9H39ZM60 10H63V11H61L60 12ZM111 10V11H110ZM139 10V7L137 8V10L135 11L134 10V12L135 13H133V12H131V13H133L134 15H131V16H135L134 18H136V17H138L137 15H138V13H137V15H135L136 14V12ZM7 11V12H6ZM12 12V14H11V12ZM19 11H20V13H19ZM55 11H58L56 14L54 13ZM69 11H70V13H69ZM93 11V12H92ZM103 11V12H102ZM140 11H141V9H140ZM145 11V10H144ZM172 13H173V16H174V19H175V21L177 22V19H176V11L174 10V8L172 7ZM264 11V10H263ZM3 12H5L4 14V17H3V15H2V13ZM15 12V13H14ZM46 12H47V14H46ZM60 12V13H59ZM68 12V13H67ZM72 12H75V13H73L72 14ZM76 12H77V14H78V12H79V17H76V16H78V15H76ZM87 12V13H86ZM107 14H106V13ZM117 14H119L118 16L120 17L121 15V17L119 18H115L116 19V21H117V23L114 25V24H112L115 20H113L112 18H114L115 16H113V14L114 15H117ZM125 12V13H124ZM19 13V14H18ZM63 14V16H61L62 14ZM68 14V15H70V16H68V15H66V14ZM88 13H89V15H88ZM93 14V16L94 17H92V14ZM102 13V14H101ZM113 13V14H112ZM129 13H130V11H129ZM264 13V12H263ZM8 14H10V17H8ZM18 15V18L15 16V15ZM23 14V16L22 17H24L23 18V20L25 21L24 23H23V21H22V17H19V15L21 16ZM47 16H45V15ZM56 15V16H54V15ZM61 14V15H60ZM100 14V15H99ZM112 14V15H111ZM12 15V16H11ZM48 15H50V16H48ZM51 15H52V20H55V21H52V20H50L51 19ZM57 15H59V16H61V17H59V16H57ZM66 15V16H65ZM90 15H91V17L93 18H89L88 19V17H90ZM126 15H125V17H126ZM262 15H264V14H262ZM261 15V16H262ZM29 16V17H28ZM45 16V17H44ZM54 16V17H53ZM67 18V17H70V18H68L67 20H64L65 19V17ZM95 16H98V18H96ZM111 16H112V18H111ZM11 20L12 19V17H14L10 22H6L7 20H8V18ZM43 17H44V19H43ZM57 17H59V18H57ZM62 17H64V19L62 18ZM80 17L81 18H83V20L82 19H80ZM130 17V16H129ZM6 18H7V20H6ZM20 18V19H19ZM29 18L31 19L30 21H29ZM38 18V19H37ZM40 18H42V19H40ZM76 19V21H75V19ZM86 18L88 19V21H87V25H85L86 24ZM103 18V19H102ZM107 18H108V20H107ZM127 18H128V16H127ZM262 18L264 19V16H262ZM61 19H63V20H61ZM70 19H72L71 20V23L70 22H66V21H70ZM101 19V20H100ZM113 21H112V20ZM121 21H120V20ZM130 19H132V17L130 18ZM130 19H128V21L130 22V23H128V24H126V23H124V22H126V21H124V22H122V23H124V24H121V26H119V27H121V29L124 31H122V33H124V36L123 37H126L125 35L127 34V35H129L130 37H131V39H132V37L134 36L135 38H136V36H135V33L136 32H138L139 31V34L141 33V35H144L145 33H143V31L145 30V29H142V28H145V27H147L146 28V30H147V32H150L149 30H151V32H152V28L153 27H151L152 25L151 24H149L148 26H146L147 25V23L146 22H144V21H147V20H143V21H141L140 19V22H139V20H138V18L136 19V21H132V20H130ZM142 19H144V18H142ZM147 19V18H146ZM37 20V21H36ZM43 20V21H42ZM78 20H79V22H80V24L78 23ZM91 20V21H90ZM94 20V21H93ZM109 20H111V21H109ZM119 20V21H118ZM134 20V19H133ZM20 21H21V24H20ZM36 23H35V22ZM46 21V22H45ZM64 21H65V24H64ZM74 23H73V22ZM103 21V22H102ZM105 21H107V22H105ZM138 21V22H137ZM6 22V23H5ZM18 22V23H17ZM32 22H33V24H32ZM42 24H45V25H42ZM49 22H51V23H49ZM82 22V23H81ZM92 25H88L89 23ZM95 22V23H94ZM96 22H97V24H96ZM106 24H105V23ZM108 22H111V23H108ZM141 22H142V24H141ZM146 24H144V23ZM148 22V21H147ZM202 22V21H201ZM200 22V23H201ZM206 22V21H205ZM15 23V24H14ZM38 23V25H39V27H40V29H41V32H38V31H40V29H39V27L36 25ZM53 23H55V24H53ZM64 25H63V24ZM75 24V26L73 25V24ZM93 23V24H92ZM103 23V24H102ZM133 23V24H132ZM135 23V24H134ZM200 23H196V25H195V27H196V29H197V34H198V37L200 36V37H203L204 39H205V35H203L202 36V34H200V33H203V27H205V26H203L202 27V23L200 24ZM4 24V28H3V26L2 25ZM25 24H30L31 26H28L27 25V27L26 28H28V30L25 28V27H20V26H24ZM40 24L42 25V26H40ZM48 24V25H47ZM55 25V26H53V25ZM58 24V25H57ZM60 24H61V26H60ZM69 24H71V25H69ZM84 24V25H83ZM98 24H100V25H98ZM126 24V26L124 27V28H122V26L123 25H125ZM136 24H138V25H136ZM197 24H199V25H197ZM17 25H20V26H17ZM32 25H35V28H34V26H32ZM77 25H80L79 27L77 26ZM81 25L83 26V27H81ZM95 25V26H94ZM109 25V26H108ZM112 25V26H111ZM113 25H114V27H113ZM142 25V26H141ZM151 25V26H150ZM26 26V25H25ZM36 26H37V28H36ZM43 26H45V29H47V32H45L44 30L45 29H42L43 28ZM46 26H47V28H46ZM49 26V27H48ZM93 26H94V29H95V31H94V29H93ZM106 26V27H105ZM110 26L111 27H113L112 28V30H111V28H110ZM130 26V27H129ZM134 26V27H133ZM137 28H136V27ZM144 26V27H143ZM150 26V27H149ZM17 27V28H16ZM29 27L31 28V27H33V29H32V31H31V33L32 34H29L30 32H29ZM55 27V28H54ZM65 27H66V29H65ZM67 27L69 28L70 27V29H68L67 30ZM74 28V29H72V28ZM87 27V28H86ZM90 27V28H89ZM97 27V28H96ZM110 29H109V28ZM128 27V28H127ZM138 27H140V29L138 28ZM151 28V29H149V28ZM13 28V29H12ZM20 28H22L21 30H20ZM24 28V29H23ZM49 28V29H48ZM60 28V29H59ZM77 28V29H76ZM88 28H89V30H88ZM92 28V29H91ZM101 28V29H100ZM133 28V30H135V31H133V30H131ZM30 29V30H31ZM37 30L38 29V31L36 32V33H39V35L38 34H35V31H33V30ZM63 29H64V31H63ZM71 29H72V31H74V32H72L71 31ZM82 29H84V30H82ZM91 29V30H90ZM98 31H97V30ZM117 29V28H116ZM128 29V30H127ZM11 30V31H10ZM15 30V31H14ZM18 30H19V32H22V33H24V34H22L21 33V35L20 34H18L19 32H18ZM49 30V31H48ZM55 30V31H54ZM75 30H77V33H76V31ZM101 30V31H100ZM126 30V31H125ZM138 30V31H137ZM141 30H142V32H141ZM145 30V31H146ZM202 30V31H201ZM17 31V32H16ZM25 31H27V33L25 32ZM43 31H44V34H43ZM51 31V32H50ZM59 31H60V33H59ZM70 33H69V32ZM79 31H86V34L83 32V34H84V37L86 38H84L83 37V34H82V36H79L78 34H80V32ZM87 31H88V33H87ZM91 31V32H90ZM8 32V33H7ZM50 34H49V33ZM55 32V33H54ZM57 32V33H56ZM61 32L62 33H64V34H62V36H61ZM81 32V33H82ZM92 32H94V34L92 33ZM150 32V33H151ZM14 33V34H13ZM15 33H16V35H15ZM33 33H34V36H33ZM54 33V34H53ZM99 33H100V35H99ZM104 33H106V32H104ZM103 33V35H105ZM113 33H115V31L113 32ZM126 33V34H125ZM6 34V35H5ZM25 34H27L26 35V37H24L23 35H25ZM50 36H49V35ZM72 34V35H71ZM89 34V35H88ZM91 34V35H90ZM92 34H93V36H92ZM110 34V33H109ZM131 34L133 35V36H131ZM2 35H4V36H2ZM7 35L9 36V35H11V36H9V37H7ZM19 35V36H18ZM38 35V36H37ZM57 35V36H56ZM67 35V36H66ZM68 35H70V36H68ZM77 35V39H78V41H77V39H76V37L74 38V37H71V36H76ZM85 35H87V36H85ZM148 35H149V33H148ZM7 37V38H5L4 39V37ZM14 36V37H13ZM23 36V37H22ZM31 36H33V37H31ZM36 36V37H35ZM42 36V37H41ZM66 36V37H65ZM129 36H127L126 38H124V39H122V40H120L121 42H120V44L122 43V41L124 42V41H129V40H131L130 38H129ZM12 37V38H11ZM20 37H22V39H20ZM28 37V38H27ZM30 37V38H29ZM51 37H53L52 39H51ZM55 37V38H54ZM65 37V38H64ZM80 37V38H79ZM82 37V38H81ZM89 37H90V42H89ZM96 37V38H95ZM101 37H102V39H101ZM115 37V36H114ZM133 37V38H134ZM147 37L148 38H150V35L149 36H147V33L145 34V36H144V38H143V36H141V38H143V40L146 38L147 39ZM159 37V38H158ZM161 37V38H160ZM199 37V38H200ZM9 38V39H8ZM32 38L35 40V38H36V43L38 42V44L36 45L35 44V41L34 40H32ZM42 38L44 39V38H46L44 41L42 40ZM57 38V39H56ZM61 38V39H60ZM67 38H68V40H67ZM73 40H72V39ZM134 38V39H135ZM140 38V39H141ZM155 38V39H156ZM178 38H180V35L178 34ZM7 39V41H5ZM28 39V40H27ZM30 39V40H29ZM60 39V40H59ZM115 39V38H114ZM126 39H129V40H126ZM17 40V41H16ZM43 42H42V41ZM49 40V41H48ZM51 40H52V42H51ZM53 40H55V41H53ZM60 42H59V41ZM62 40H66V42L68 41L69 43H66L65 41H63L62 42ZM94 40V41H93ZM96 40V41H95ZM100 40V41H99ZM138 40H139V37H138ZM180 40H181V38H180ZM18 41H19V43H18ZM23 41V42H22ZM30 41V42H29ZM32 41V42H31ZM48 41V42H47ZM58 41V42H57ZM74 41H76V42H74ZM82 41V42H81ZM88 41V42H87ZM92 41V42H91ZM160 41H162V42H159ZM26 44H25V43ZM42 42V43H41ZM45 42H46V44H45ZM55 42H56V44L57 45H55ZM65 42V43H64ZM72 42H74V43H72ZM78 42V43H77ZM79 42H80V44H79ZM86 42L88 43V44H86ZM94 42V44L96 45V46H99V45H97L98 43H100V45H102L101 47H103L104 46V48L103 49H108L107 51H106V54H104V52L105 51H100L99 53L101 54V52L103 53L102 55H106V57H104V56H102V55H98L97 56V59H99V61L96 59V60H93V54H90V55H88L89 53H91V51H93L94 50V48H91V49H93V50H90V48L89 47H92V46H90V45H92V43ZM98 42V43H97ZM104 42V41H103ZM158 42V43H157ZM30 43V44H29ZM31 43H33V44H31ZM40 43V44H39ZM53 43H54V46H53ZM61 43V44H60ZM75 43H77V44H79V47H77V46H75L76 44ZM89 43H91L90 45H89ZM124 43H126V42H124ZM123 43V44H124ZM28 44V45H27ZM60 44V45H59ZM63 44V45H62ZM66 44V45H65ZM72 44H75L74 46L72 45ZM93 44V45H94ZM119 44V45H120ZM163 46H162V45ZM21 45V46H20ZM36 46V49H33V48H35V47H32V46ZM39 45V46H38ZM59 45V48L60 47H62V48H60V50L61 51H59V52H56L59 48H56L55 50H54V48L55 47H57ZM70 45V46H69ZM84 45H85V47H84ZM148 45V46H147ZM161 47H160V46ZM255 45V44H254ZM254 45H251L249 48H250V51L251 52H253V51H255V50H257V49H255L256 48V46H254ZM24 46H26V47H24ZM41 46V47H40ZM51 46V47H50ZM66 46H69L68 47V49H67V47ZM87 46V47H86ZM106 46H107V44H106ZM123 45L121 44L120 45V47H122ZM152 46V47H151ZM252 46H254V48L252 47ZM29 47V48H28ZM31 47V48H30ZM47 47V48H46ZM54 47V48H53ZM80 47H81V49H80ZM83 47V48H82ZM141 49H140V48ZM9 48V49H8ZM23 48H25V49H23ZM43 48V49H42ZM63 48H66L67 50H69V51H67L66 49H64L63 50ZM88 48V49H87ZM111 48V49H110ZM146 48V49H145ZM160 48H161V50H160ZM182 49H183V47H181ZM248 48V49H249ZM8 49V50H7ZM11 49V50H10ZM46 49L47 50H49L48 52L49 53H53V55H52V57H51V60H53L55 63H53V62H51V60H50V63H48L49 61V56L47 55V54H49L47 51H46ZM74 49V50H73ZM77 49L79 50V51H77ZM110 49V50H109ZM113 49H114V47H113ZM253 51H252V50ZM10 50V51H9ZM15 50V52H13V51ZM20 50H22L21 52H20ZM24 50V51H23ZM27 50H28V52H27ZM33 50H35V51H33ZM46 51V54H45V51ZM52 50V51H51ZM54 50V51H53ZM66 50V51H65ZM71 50V51H70ZM82 50V51H81ZM84 50H85V52H84ZM88 50H90L89 52H88ZM140 50V51H139ZM148 51V52H146V51ZM150 50H152V51H150ZM155 50V51H154ZM18 51V52H17ZM31 51V52H30ZM36 51H38L37 53H36ZM63 51H65V52H63ZM154 51V52H153ZM163 51H165V52H163ZM7 52H8V54H7ZM12 52V53H11ZM26 52L28 53V54H26ZM68 52H70L69 53V55H68ZM73 52V53H72ZM75 52H77V54L75 53ZM94 52V51H93ZM135 52H137V54L135 53ZM157 54H156V53ZM182 54L183 55H185V53H184V49L182 50ZM11 53V54H10ZM31 53H32V55H33V57H32V55H31ZM55 53V54H54ZM60 53V54H59ZM64 53V54H63ZM78 53H79V55H78ZM85 54V55H82V54ZM97 53V52H96ZM146 53V54H145ZM152 53H154V54H152ZM208 53V52H207ZM17 55L16 56V59L17 60H13V59H15V55ZM34 54H35V57H34ZM39 54V55H38ZM74 54H75V56H74ZM152 54V55H151ZM166 54V55H165ZM257 54V53H256ZM10 55V56H9ZM31 55V56H30ZM46 55V56H45ZM55 55V56H54ZM60 57H59V56ZM63 55V56H62ZM65 55H66V59H65ZM73 55V58L71 57ZM82 57H81V56ZM87 55V56H86ZM94 55H95V52H94ZM148 55V56H147ZM155 55V56H154ZM164 55V56H163ZM37 56H39V57H37ZM54 56V57H53ZM68 56L69 57H71V58H68ZM76 56H78L77 58H76ZM96 56V55H95ZM102 58H101V57ZM138 56V55H137ZM145 56H146V59H147V61H146V59H145ZM163 56V57H162ZM209 56V55H208ZM258 56V55H257ZM13 57V58H12ZM18 57V58H17ZM46 57H48V58H46ZM57 57H59V58H57ZM80 57V58H79ZM90 57V58H89ZM99 57V58H98ZM148 57V58H147ZM165 57V58H164ZM3 58V59H2ZM6 58V59H5ZM41 58H43V59H41ZM53 58H55V59H53ZM64 59V60H62V59ZM84 58H86V59H84ZM91 59L92 58V60L93 61H96L97 63H98V66L100 67V65H101V67L99 68H97V64H94L95 62H93L92 60L91 61H88V62H93V64H92V66H91V64L90 63H88L87 61H85V60H87V59ZM138 58V59H137ZM150 58V59H149ZM211 57H209L208 59H207V61L210 59ZM11 59V60H10ZM30 59V60H29ZM44 59H46L45 61H43ZM72 61H71V60ZM79 59H81V60H79ZM88 59V60H89ZM107 61H106V60ZM154 59V60H153ZM157 59H162V61L160 60V62H159V60H157ZM10 60V61H9ZM26 60H28V61H26ZM42 60V61H41ZM56 60V61H55ZM58 60H59V62H58ZM78 60H79V62H78ZM102 60V61H101ZM104 60H105V62H104ZM125 62H123V61ZM11 61H14L13 63L11 62ZM16 61H18L19 63H17ZM38 61V62H37ZM61 61V62H60ZM62 61H64V62H62ZM74 61H76L75 63H73ZM121 61V62H120ZM128 61V63H126ZM132 61V60H131ZM130 61V62H131ZM156 61V62H155ZM261 61V60H260ZM21 62V63H20ZM37 62V63H36ZM47 62V63H46ZM87 63V64H90V65H88L87 67H89V69L86 67V65H85V67H86V69L88 70H86L85 71V68H83L84 67V64L85 63ZM101 62V63H100ZM108 62V63H107ZM113 63V66L112 65H108V64H112ZM119 62V64H117ZM134 62V63H135ZM158 62V63H157ZM10 63H11V65H10ZM24 63H27V64H24ZM28 63H29V65H28ZM45 63V64H44ZM59 63V64H58ZM74 64V67H72L73 65L72 64ZM82 63H84V64H82ZM114 63H116V65H114ZM123 63V64H122ZM4 64H5V66H4ZM7 64V65H6ZM13 64V65H12ZM15 64H17V65H15ZM37 64H39L38 66H37ZM49 66H48V65ZM54 66H53V65ZM58 65V67L57 66H55V65ZM66 66H65V65ZM69 64H70V66H69ZM105 64L106 65H108L107 67L105 66ZM147 64V65H146ZM156 64V65H155ZM15 65V66H14ZM24 65V66H23ZM31 65V66H30ZM42 65V66H41ZM52 65V67H50ZM72 65V66H71ZM76 65V66H75ZM80 65V66H79ZM83 65V67H81ZM96 65V66H95ZM119 65V67H117ZM128 65V66H127ZM151 65H154V66H151ZM9 66V67H8ZM12 66H14V67H12ZM39 67L40 66V69L38 68L37 69V67ZM94 66V67H93ZM113 68H112V67ZM121 66L123 67L122 68V70H121ZM142 66V67H143ZM2 67V68H1ZM8 67V68H7ZM15 67H16V69H15ZM19 67H21V68H19ZM42 67H44V68H42ZM50 67V68H49ZM54 67H56L57 69H55ZM77 67V68H76ZM119 69H117V68ZM148 67H150V71H149V69H148ZM152 67H155V68H153L152 70H154V71H151V68ZM13 68H14V70H13ZM27 69V70H25V69ZM50 70H48V69ZM52 68V69H51ZM60 68V69H59ZM73 68V69H72ZM93 68V69H92ZM111 68H112V71L110 72V70H111ZM147 68V69H146ZM32 71H31V70ZM44 69V70H43ZM80 69L82 70L81 72H80ZM90 69H92V70H90ZM97 69H99L98 71H97ZM108 69H110V70H108ZM115 69H117L116 71H113V70H115ZM123 69H126V70H123ZM2 70V71H1ZM3 70H4V72H3ZM8 72H7V71ZM10 70H11V75L9 74L10 73ZM12 70H13V72H15V73H13L12 72ZM19 71V72H17V71ZM35 70V71H34ZM38 70V71H37ZM58 70V71H57ZM63 70V71H62ZM90 70V71H89ZM101 70H103V71H101ZM105 70V71H104ZM136 70V73L138 72ZM149 72H148V71ZM155 70H156V72L158 71V74L157 73H155ZM20 71H21V73H20ZM51 71H52V73H51ZM60 71H62L63 73H61ZM66 73H65V72ZM69 71H71V72H69ZM73 71V72H72ZM75 71V72H74ZM92 71V72H91ZM118 71V72H117ZM121 71V72H120ZM127 71V72H126ZM129 71V72H128ZM2 72H3V74H2ZM25 72V73H24ZM31 72H33L32 74H29V73ZM35 72V73H34ZM41 72V73H40ZM45 72V73H44ZM59 72L61 73V75L59 74ZM80 72V73H79ZM84 72H85V74L87 75V77H86V75H84ZM88 72H89V76H88ZM105 72V73H104ZM106 72H108V73H106ZM112 72H114V73H112ZM122 72H124V75H122L123 73ZM154 72V73H153ZM163 72V73H162ZM51 73V74H50ZM58 73V74H57ZM70 73V74H69ZM79 73V74H78ZM95 73V74H94ZM110 73V74H109ZM115 73H120L119 75H117L116 76V74ZM122 73V74H121ZM131 73V74H130ZM150 74V76H149V74ZM152 73V74H151ZM164 74V77L162 76V74ZM9 74V75H8ZM17 74H18V76H17ZM24 74V75H23ZM35 74V75H34ZM42 74V75H41ZM47 74H48V76H47ZM53 74H54V76H58L57 78L56 77H54L53 76ZM72 74H74L73 75V77H70V76H72ZM83 74V75H82ZM101 74H103V75H101ZM109 74V75H108ZM112 74L114 75V76H116V77H118L119 76V78H121V79H119V81H117V83H116V80H118V78H115L114 76H112ZM148 74V75H147ZM187 74H188V71H187ZM20 75V76H19ZM22 75V76H21ZM31 75L33 76V77H31ZM37 75H39V76H37ZM44 75V76H43ZM67 75H69V76H67ZM92 75V76H91ZM106 75H108V76H106ZM132 75H133V77H132ZM156 75V76H155ZM5 76V77H4ZM17 76V77H16ZM46 76H47V78H46ZM50 76V77H49ZM53 76V77H52ZM61 76H63V79H62V77ZM83 76V77H82ZM91 76V77H90ZM101 76H102V78H101ZM129 76L130 77H132V78H129ZM155 76V77H154ZM158 76V77H157ZM8 77V78H7ZM25 77V78H24ZM27 77V78H26ZM29 77V78H28ZM31 77V78H30ZM53 79H56V80H54V82H53V80H52V78ZM79 77H80V79L81 80H79ZM82 77V78H81ZM90 79H89V78ZM93 77H95V78H93ZM106 77V78H105ZM110 79H109V78ZM112 77V78H111ZM114 77V78H113ZM152 77V78H151ZM162 79H161V78ZM19 78H22V79H19ZM36 78V79H35ZM45 78V80H43V79ZM60 78V79H59ZM65 78H67L69 81H70V83H69V81L67 80V79H65ZM73 78V79H72ZM78 78V79H77ZM85 80H84V79ZM86 78H87V80H86ZM104 78H105V80H107V81H105L104 82ZM108 78V79H107ZM134 78V79H135ZM149 78V79H148ZM10 80V81H8V80ZM26 79H28V81L26 80ZM31 79V80H30ZM38 79H39V81H40V83L38 82H36L35 80H37L38 81ZM42 79V80H41ZM47 79V80H46ZM48 79H50V81L48 80ZM64 79L66 80V81H64ZM72 79V80H71ZM75 79H76V82H75ZM94 79V80H93ZM112 79V80H111ZM134 79H132V82H133V80ZM137 79H138V77H137ZM152 79V80H151ZM155 79V80H154ZM191 78H190V76H189V74H188V80H189V85H190V89H192L191 91L193 92V87H192V81L190 80ZM22 80V81H21ZM25 80H26V82H25ZM30 80V81H29ZM33 80H34V82H33ZM57 80L59 81V82H57ZM83 80V81H82ZM88 80H89V82H88ZM90 80H92V81H90ZM95 80L97 81V83H95ZM159 80V81H158ZM7 83H6V82ZM19 81V82H18ZM46 81V82H45ZM60 81H61V83H60ZM72 81V82H71ZM78 81H80L79 82V84L80 85H78ZM100 81V82H99ZM124 83H123V82ZM146 81H149V82H146ZM22 82H24L25 83V85H24V83H22ZM33 82V83H32ZM37 84H39V85H37ZM44 82V83H43ZM48 82L51 84V82H53L51 85H49L48 84ZM64 82H65V85H66V87H65V85H64ZM75 84H74V83ZM83 82V85H81V83ZM85 82V83H84ZM93 82V83H92ZM108 82V83H107ZM132 82H131V84H132ZM139 82V81H138ZM153 82V83H152ZM157 82V83H156ZM21 83V84H20ZM28 83V84H27ZM60 83V84H59ZM66 83H68V84H66ZM87 83H88V87H85V90H87V91H85L83 88H84V85H87ZM91 83H92V85H91ZM95 83V87L93 86V84ZM113 83H114V85H113ZM144 83H146V86H147V88H146V86H145V84ZM149 83V84H148ZM1 84H2V88L3 89H1ZM6 84V85H5ZM9 84H11V85H9ZM17 84H20V86L19 85H17ZM30 84V85H29ZM33 84H34V86H33ZM59 84V85H58ZM108 86H107V85ZM118 84H120V86H121V90L120 89H118V90H120L121 92H123L122 91V89L127 93L126 95H128V92H130L131 94H129L128 96H124L123 95V93H121V95L119 96L120 98H118V97H116L115 99H114V101L113 102H111V103H108L109 101H105V103H101L100 104V107H99V105L97 104L98 102H102V100H103V98H105L106 100H111V95L113 94V96L114 95H116L117 93H120L118 90H117V93H116V89L117 88H120V86L118 85ZM130 84V85H131ZM133 84H134V82H133ZM154 84V85H153ZM174 84V83H173ZM23 85V86H22ZM32 85V86H31ZM46 85V86H45ZM58 85V86H57ZM61 85H63V89H65V91L63 92V90L61 89L62 88V86ZM73 85V86H72ZM90 85V86H89ZM106 85V86H105ZM109 85H111V87L109 86ZM124 85H126V86H128L127 88H129V91H128V89L126 88V86L125 87H123ZM149 85V86H148ZM158 85V86H157ZM30 87V88H28V87ZM36 86H37V88H36ZM41 86V87H40ZM44 86V87H43ZM49 86V87H48ZM51 86V87H50ZM57 86V87H56ZM59 86H61V88L59 87ZM67 86H69L68 87V92H66V90H67ZM76 86H78L77 87V91H76ZM83 88H82V87ZM112 86H114V88H116V89H114ZM116 86H118V87H116ZM132 86V85H131ZM152 86H153V88H152ZM169 86V85H168ZM19 87V88H18ZM31 87H33V88H31ZM40 87V88H39ZM43 87V88H42ZM73 87V88H72ZM79 87H81L80 89H79ZM93 89H92V88ZM98 87H100V89L101 90H103L102 92H101V90H99L98 91ZM110 87V88H109ZM157 87L158 88H160V93H159V89L157 90ZM25 88V89H24ZM54 88H56V89H54ZM87 88H89V90L87 89ZM98 88V89H97ZM107 88V90H105ZM124 88H126V89H124ZM143 88H146V90H144ZM154 88H156V89H154ZM32 89H34V90H32ZM37 89V90H36ZM40 89V90H39ZM51 89L53 90L54 89V91H51ZM82 89V90H81ZM96 89V90H95ZM59 90H60V92H59ZM76 92H75V91ZM79 90H80V92H79ZM105 90V91H104ZM108 90H109V92H108ZM111 90H112V92H111ZM113 90H115V91H113ZM144 90V91H143ZM150 90H153V91H150ZM154 90H156V91H154ZM170 90V89H169ZM168 90V91H169ZM9 91V92H8ZM19 91V92H18ZM20 91H21V93L23 94V95H25V96H23V95H21V93H20ZM29 91V92H28ZM34 91V92H33ZM38 91V92H37ZM48 91L50 92L49 93V95H47L48 94ZM57 91L59 92L58 94H57ZM93 93H92V92ZM94 91H95V93H94ZM171 91H173L174 92V89H172ZM171 91H169V92H171ZM7 92V93H6ZM40 92V93H39ZM54 92V93H53ZM62 92H63V94H62ZM69 92H70V94H72V95H70L69 94ZM74 92V93H73ZM137 92V91H136ZM154 92H155V95H153L154 94ZM156 92H157V96H158V93H159V96H160V94H161V98L158 96H156ZM10 93H12V94H10ZM30 93V94H29ZM42 93H44V95L42 94ZM46 93V94H45ZM51 93H53L52 95H54L55 93H56V97L55 96H52L51 95ZM97 93V94H96ZM112 93V94H111ZM146 93V92H145ZM150 93H153V94H150ZM163 93V94H162ZM7 94H8V96H11V97H8L7 96ZM14 94V95H13ZM41 94V95H40ZM62 94V95H61ZM67 94V95H66ZM74 94H75V96H74ZM77 94V95H76ZM101 94V95H100ZM193 95V97H194V99H193V101L195 100V102H196V99H195V95H194V93H192ZM2 95H4V96H2ZM19 95H21V96H19ZM30 95V96H29ZM32 95V96H31ZM61 97H60V96ZM64 95V96H63ZM68 95H70L69 97L70 98H68L67 96ZM100 95V96H99ZM102 95L104 96L103 98H101V101H100V97H102ZM108 95V96H107ZM51 96L53 97V99L51 98ZM66 96V97H65ZM133 97H134V92H133V95H132ZM132 96H130V97H132ZM162 96H164V97H162ZM169 96H171V97H169ZM3 97V98H2ZM8 97V98H7ZM23 97H25V98H23ZM40 97H42V98H40ZM110 99H109V98ZM125 97H127V98H125ZM136 97H134V98H130L131 100H132V105L129 107L128 106V102L130 101L129 100V98H128V100L126 101V100H122V102H124V104L122 103H117V105L119 104V105H124L125 107H127V109H128V107L129 108H131V107H134L135 105H133V102H134V100L133 99H136ZM2 98V99H1ZM18 98V99H17ZM23 98V99H22ZM29 98H30V100H29ZM50 98V99H49ZM56 98H59L60 100H63V102L62 101H56L55 99ZM62 98V99H61ZM64 98V99H63ZM67 100H66V99ZM96 98H98V99H96ZM158 98V99H157ZM164 100H163V99ZM169 98V99H168ZM10 99V100H9ZM26 99V100H25ZM80 99H82V101L83 102H79V100ZM84 99V100H83ZM86 99V100H85ZM161 99V100H160ZM168 99V100H167ZM22 100V101H21ZM24 100V101H23ZM53 100V102L55 101V103H54V105L51 103V101ZM58 100V99H57ZM73 103H75V102H77L78 101V103H75V104H72V102ZM76 100V101H75ZM90 100V102H88L87 103V101H89ZM94 100H96V101H94ZM97 100H99L98 102H97ZM158 100V101H157ZM165 100H166V102H165ZM12 101V102H11ZM29 101V102H28ZM81 101V100H80ZM112 101V100H111ZM126 101V102H125ZM146 101V100H145ZM14 102V103H13ZM43 102V103H42ZM58 102V104H59V108L58 107H56V103ZM60 102L62 103V104H65V105H62V104H60ZM66 102H68V104H69V102H71L69 105H67V103ZM92 102V103H91ZM131 102V101H130ZM130 102H129V104H130ZM142 102V103H141ZM194 102V103H195ZM17 103V104H16ZM85 103V104H84ZM95 103V104H94ZM7 104V105H6ZM24 104L26 105V106H24ZM31 104H33L34 106V108L32 107V105L30 106ZM77 104V105H76ZM81 104H84L83 106L81 105ZM92 104H93V106H92ZM97 104V105H96ZM127 104V105H126ZM149 105L150 103H145V105ZM152 104V105H153ZM2 105H4V106H2ZM14 105V107H12ZM21 105H23V106H21ZM27 105H28V107H27ZM37 105V106H36ZM60 105H62L61 107H60ZM74 105V106H73ZM79 105H81V106H79ZM116 105V104H115ZM147 105V107L145 106V108L142 106H140L141 107V110L144 112V113H142V112H139V113H142V114H145V118H143L144 116L143 115H141V114H139V115H141V118L146 122L148 119H150L151 117H147V115L146 114H152V112L153 111H155V109L157 108H160V106H158L157 105V107L155 108V109H153V111H151V113L149 112L150 111V109L152 110V108H154L153 106H151V104L148 106ZM155 105V106H156ZM195 105V104H194ZM54 106L56 107V108H54ZM63 106L65 107V106H67V107H65V109L66 108H68V111H64L63 112V110L64 109H62L63 108ZM77 106H79L80 107V109H79V107L77 108ZM84 106H85V108H84ZM86 106H88V107H86ZM124 106H122V107H124ZM151 106V107H150ZM27 107V108H26ZM32 107V108H31ZM38 107V108H37ZM70 107H72L71 109H70V111H69V108ZM93 107V109L91 110L90 108H92ZM95 107V108H94ZM111 107V106H110ZM119 107V108H118ZM116 109H119V111H120V107L121 106H118ZM148 107H149V109H148ZM8 108V109H7ZM37 108V109H36ZM74 108V109H73ZM76 108H77V110H76ZM168 108H172L171 106H169L168 107V105H167V109ZM25 109V110H24ZM56 109V110H55ZM59 109H60V114H58V112H59ZM91 110V111H88V110ZM122 109V108H121ZM164 109H166V107L164 108ZM164 109L162 110V112L164 111ZM166 109V110H167ZM5 110H7L6 112H9V113H6L5 112ZM36 110V111H35ZM39 110H41V111H39ZM49 110V111H48ZM50 110L52 111V113L50 112ZM62 110V111H61ZM74 110H75V112H76V114L74 113ZM78 110H80V111H78ZM97 110V109H96ZM159 110V109H158ZM11 111H13V112H11ZM16 111V112H15ZM46 111V112H45ZM56 111V112H55ZM121 111H123V113L125 112V111H127V110H121ZM161 111V110H160ZM159 111V112H160ZM38 112V113H37ZM42 112V113H41ZM44 112V113H43ZM65 112L68 114V115H70V114H73L72 116H71V118H70V116H67V115H65ZM71 112V113H70ZM73 112V113H72ZM80 112V115L78 114V113ZM161 112V113H162ZM166 112V111H165ZM6 113V114H5ZM15 113V114H14ZM22 113V114H21ZM36 113V114H35ZM40 113V114H39ZM57 113V114H56ZM62 113H63V115H62ZM81 113H82V115H81ZM85 113V114H86ZM120 113V112H119ZM127 113V112H126ZM27 115V118H26V116L25 117H22V116H24V115ZM44 114V115H43ZM47 114V115H46ZM51 114H53V115H51ZM54 114H55V116H57V115H59L58 117H56L55 118V116H54ZM122 114V113H121ZM11 115V116H10ZM38 115H40V117L41 118H43V121H40V117L38 116ZM42 115V116H41ZM49 115V116H48ZM74 115H75V117L76 118H74ZM17 116H19V117H17ZM33 117V118H28V117ZM46 116V117H45ZM64 117L63 119H62V117ZM151 116V115H150ZM7 117V119H5ZM10 117V118H9ZM22 117V118H21ZM37 117V118H36ZM60 117V118H59ZM65 117L67 118L66 120H65ZM137 117V116H136ZM4 118V119H3ZM13 119V121H12V119ZM146 118H148L147 120H146ZM17 119L19 120V119H21V120H19L20 122L22 121V120H24L23 122H25L26 120V122L25 123H23L22 122V125H21V123H19V121H17ZM28 119H29V121H28ZM32 119V120H31ZM39 119V120H38ZM49 119H50V121H49ZM56 119H57V121H56ZM78 119V120H77ZM4 120H6V123L4 124ZM31 120V121H30ZM37 120V121H36ZM42 120V119H41ZM70 120V121H69ZM74 121V123H73V121ZM76 120V121H75ZM142 120V121H143ZM10 121H12V122H10ZM40 121V122H39ZM46 121V122H45ZM67 121L68 123H72V124H64L65 122ZM72 121V122H71ZM29 122V123H28ZM30 122H32L31 124H30ZM54 122V124H56L55 126H56V128L54 129V124H52ZM66 122V123H67ZM78 124H76V123ZM8 123H11V124H8ZM15 123V125H14V127H13V129H12V126H13V124ZM21 125V126H19V124ZM43 123L45 124V126H46V128L44 127V125H43ZM47 123H48V125H51V126H49V128H48V125H47ZM59 123L61 124V127H60V125H59ZM170 123V122H169ZM168 123V124H169ZM1 124H4V126L2 125L1 126ZM25 124L27 125L26 127H25ZM33 124V125H32ZM37 124V125H36ZM40 124V125H39ZM171 124V123H170ZM7 125V126H6ZM10 125V126H9ZM18 125V126H17ZM62 125H64L63 126V128H62ZM74 125V127H72V126ZM9 126V128H6V130L4 131V129H5V127H8ZM34 128H33V127ZM41 126H43V127H41ZM75 126H76V128H75ZM11 127V128H10ZM17 127V128H16ZM24 127H25V129H24ZM31 129H30V128ZM40 127H41V129L43 130H40ZM36 128V130H34V131H32L33 129H35ZM7 129H9V130H11V131H9V130H7ZM20 129L23 131L22 133H19V131H20ZM29 129V130H28ZM52 129V130H51ZM57 129V130H56ZM61 129V130H60ZM70 129V130H71ZM81 129V128H80ZM2 130V131H1ZM40 130V131H39ZM15 133H14V132ZM33 132V133H31V132ZM42 131V132H41ZM45 131H47V133H51V132H49V131H53V134L51 135H46L47 133H45ZM58 131V132H57ZM90 130H88V132H89ZM21 132V131H20ZM29 132V133H28ZM58 133V134H55L54 135V133ZM69 132V131H68ZM68 132H67V134H68ZM70 132H73V131H70ZM69 132V134L67 135V134H65V135H67V137H69V135H71V133ZM85 132V131H84ZM83 131H81V133L83 134L84 133ZM14 133V135H10V134H13ZM43 134V138H41L42 137V135L41 134ZM80 133V132H79ZM80 133V135L82 136L81 137V139L83 138V135ZM87 133V132H86ZM7 134V135H6ZM22 136H21V135ZM32 137V139L31 138H29V135ZM33 134H34V136H35V140H34V136H33ZM36 134V135H35ZM38 134H39V138L37 137L38 136ZM73 134V133H72ZM88 134V133H87ZM5 136V138H4V136ZM10 135V137L8 138V136ZM28 135V136H27ZM44 135H46V137L48 138H46ZM58 135V136H57ZM63 135V136H62ZM14 136H15V138H14ZM16 136H17V138H16ZM19 136H21V137H23L22 139H21V137H19ZM53 136V137H52ZM59 136H60V138H59ZM86 135H84V139L86 138L85 137ZM27 137L29 138V139H27ZM37 137V138H36ZM55 137V138H54ZM57 137V138H56ZM63 137V138H62ZM14 138V139H13ZM3 139V140H2ZM20 139V140H19ZM24 139V140H23ZM39 139H42V140H39ZM56 139H58V140H56ZM7 140H9L8 142H6ZM21 140H23V141H25V140H27V142L25 141V142H21ZM34 141V142H32V141ZM60 140V141H59ZM83 140V139H82ZM18 141H19V145H16L17 143H18ZM36 141V142H35ZM39 141V142H38ZM40 141H42V142H40ZM46 141H47V143H46ZM85 142H87L88 141V139L87 140H84ZM30 142V143H29ZM2 143V144H1ZM7 143V144H6ZM9 143V144H8ZM11 143V144H10ZM20 143H22L21 145L22 146H20ZM31 143H32V145H31ZM36 143V144H35ZM50 143V144H49ZM70 143V142H69ZM12 144L14 145V147L12 148ZM23 144L25 145L24 147H23ZM26 144H30V145H26ZM40 144H41V147H40ZM46 144V145H45ZM38 145H39V148H41V149H38L37 150V148H38ZM58 145H60V144H58ZM61 145H65L64 143L62 144L61 143ZM11 147V148H9V147ZM28 146V147H27ZM31 146H32V148H31ZM54 147L53 149H52V147ZM16 147V148H15ZM18 147V148H17ZM27 147V149H24V148H26ZM31 148V150H30V148ZM45 148V149H43V148ZM48 147V148H47ZM52 149V150H49L50 148ZM2 148V149H1ZM6 148H8V149H6ZM14 149V150H13ZM16 149L18 150V151H16ZM29 149V151H27ZM13 150V151H12ZM20 150V151H19ZM27 151V154H28V157H27V154H26V151ZM37 150V151H36ZM45 150V152L43 153V151ZM8 151V152H7ZM31 151H33V153L31 152ZM35 151V152H34ZM39 151H41V152H39ZM9 152H11V154H9ZM19 152H21V154L19 153ZM7 153H8V156H7ZM13 153V154H12ZM20 154V156L22 157L24 154H25V156H23L24 158H21L22 160H20L19 161V163H18V159H20V158H18V157H16V154H17V156H19V154ZM41 153V154H40ZM33 154V156H31ZM4 155L6 156V157H4ZM15 155V156H14ZM3 156V157H2ZM12 156V157H14V158H12L11 157V159L12 160H10L9 158ZM33 157L32 159H31V157ZM36 156V158H34ZM9 157V158H8ZM15 157H16V160H14L15 159ZM5 159V161L7 162H3L4 161V159ZM25 158H26V162L27 163H24L25 162ZM28 158H29V160H31V161H29L28 160ZM8 160H10V161H8ZM16 161V162H15ZM11 164H10V163ZM21 162H22V164H21ZM9 163V164H8ZM44 163V162H43ZM2 164V165H1ZM5 164V165H4ZM7 164V165H6ZM15 164V165H14ZM18 164H21V166L19 165L18 166ZM24 164V165H23ZM42 164V163H41ZM41 164H40V167H41ZM14 165V166H13ZM44 165V164H43ZM4 166V167H3ZM6 166V167H5ZM13 167V168H12ZM28 167V168H27ZM5 168V169H4ZM7 168V169H6ZM9 168V169H8ZM25 168H27L26 169V172H24L25 171ZM2 169V170H1ZM11 169H14V170H11ZM29 169V170H28ZM38 169H39V167H38ZM44 169H45V171H44ZM3 170H4V172H3ZM9 170V171H8ZM16 170H18V173H16ZM23 171V173H22V171ZM28 170V171H27ZM8 171V172H7ZM15 171V172H14ZM20 171V172H19ZM47 171H48V169H47ZM7 172V173H6ZM10 172V173H9ZM46 172V173H45ZM51 172H53L52 174H54V172L55 171H53V170H50V173ZM9 173V174H8ZM14 173V174H13ZM16 173V174H15ZM28 173V174H27ZM33 173H35V171L33 172ZM49 173V172H48ZM49 173V174H50ZM55 173H57V172H55ZM5 174H7V176L5 175ZM13 174V175H12ZM18 174V175H17ZM19 174H22V175H19ZM24 174V175H23ZM27 174V175H26ZM36 174V173H35ZM75 174H77V178L79 177L78 175H80L79 173H75ZM31 177H29V176ZM45 175V176H44ZM15 176V177H14ZM24 176V177H23ZM28 176V177H27ZM43 176H44V178H43ZM51 176H52V178H51ZM51 176H49L51 179H52V181H54L53 180V175H51ZM56 176H57V174H56ZM74 176V177H75ZM10 177V178H9ZM55 177V176H54ZM81 177H83L82 175L77 179V178H74V180H77V182H79L80 183V181L79 180H82L81 181V183L82 182H84L83 181V179L81 178ZM9 180H8V179ZM14 178H17V179H20L21 178V182H22V184L20 183V180H18L19 182H17V179H14ZM25 180H24V179ZM31 179L32 181H28L29 179ZM34 178H35V180H37V179H40L41 180V182L40 183H42V185H44L45 186V184L47 183V185H48V187H44L43 188V186H42V188H41V186L40 187H38V185L36 186V184H38L39 182H38V180H37V183H36V181L34 180ZM37 178V179H36ZM11 179H13V180H15V181H13V180H11ZM28 179V180H27ZM44 179V180H43ZM49 179V178H48ZM47 179V180H48ZM50 179V180H51ZM27 180V181H26ZM5 182V184L4 183H2V182ZM10 181V182H9ZM43 181H44V183H43ZM14 182H16V183H14ZM31 182V183H30ZM46 182V183H45ZM29 183V184H28ZM33 183H36V184H33ZM49 183V184H48ZM2 184V185H1ZM6 184H8V186H6ZM10 184V185H9ZM12 184V185H11ZM15 184V185H14ZM19 184H21V185H19ZM31 184H33V185H31ZM25 185V186H24ZM27 185H28V187H27ZM36 187H38L37 189H36V192H34L35 190H33V189H35V186ZM5 186V187H4ZM11 186V187H10ZM31 186V187H30ZM2 187H3V189H2ZM9 187V188H8ZM16 187V188H15ZM7 188V189H6ZM28 188L30 189V190H28ZM31 188H32V190H31ZM6 190L5 192H3L2 190ZM8 189H10V190H8ZM16 189H19V190H16ZM16 190V191H15ZM24 191V193H23V191ZM27 190V191H26ZM47 190V189H46ZM8 191H9V193H8ZM35 193V195H34V193ZM43 191V190H42ZM42 191H40V192H42ZM14 194H13V193ZM45 192H47V191H45ZM44 191L42 192V193H45ZM19 193V194H18ZM23 193V194H22ZM26 193V194H25ZM32 196H31V195ZM41 194V193H40ZM10 195V196H9ZM20 195H22L21 197H20ZM6 196H7V198H6ZM8 196H9V198H8ZM14 196H15V198H14ZM30 197V198H29ZM28 200H27V199ZM6 199L8 200V202L6 201ZM14 199H15V201H14ZM21 199V200H20ZM23 199V200H22ZM3 202H2V201ZM11 200H12V202H14V204L11 202ZM18 200V201H17ZM25 200V201H24ZM32 200H33V198H32ZM20 201H22L21 203H23V204H21L20 203ZM2 202V203H1ZM25 202H28V203H25ZM31 202V201H30ZM33 202V201H32ZM10 203V205H8ZM19 203V204H18ZM7 204V205H6ZM17 204H18V208H17ZM29 204V207L31 208V209H29V207L27 206ZM12 205V206H11ZM26 205V206H25ZM31 205V206H30ZM10 206V207H9ZM14 206H16V207H14ZM19 206H22V209L19 207ZM25 206V207H24ZM2 207V208H1ZM4 207V208H3ZM9 207V209L10 210H6V208H8ZM27 207H28V212H27ZM11 208H14V209H11ZM38 208H39V205H38ZM13 210H14V213H13ZM17 210V211H16ZM8 211V212H7ZM12 211V212H11ZM24 213H23V212ZM31 211V212H30ZM33 211V212H32ZM1 212V211H0ZM6 212H7V214L9 213V212H11V213H9L8 215H9V217H10V219L8 218V220H6V218L5 217H7L5 214H6ZM21 214L20 216L21 217H19V213ZM50 212V211H49ZM17 213H18V217L16 216L15 217V215H17ZM23 213V214H22ZM29 214L30 213V215H27V214ZM35 213V214H34ZM14 214V215H13ZM51 214V213H50ZM11 215V216H10ZM34 215H37V217L36 216H34ZM32 216H33V218H35V219H33L32 218ZM29 217V218H28ZM15 218V219H14ZM19 218V219H18ZM30 218L32 219V221L30 220ZM37 218V219H36ZM13 221H12V220ZM42 219V218H41ZM46 219V218H45ZM45 219H43V221H46ZM14 220H16V221H14ZM25 220V221H24ZM36 220V221H35ZM9 222V224H8V222ZM12 221V222H11ZM21 221V222H20ZM30 221H31V223H30ZM39 222H40V220H38ZM42 221V222H43ZM49 221H51L50 219H49ZM16 222H18V225L19 226H21L20 227V229L21 230H19V227H17L18 225L16 224ZM25 222V223H24ZM39 222H37V223H39ZM13 223H15V224H13ZM33 223H35V224H33ZM41 223V222H40ZM39 223V224H40ZM12 224V225H11ZM44 224H45V222H44ZM44 224H42L43 226H44ZM4 225H5V227H4ZM14 225V226H13ZM26 225V226H25ZM34 225H36V226H34ZM41 225V224H40ZM41 225V226H42ZM49 225V224H48ZM47 225V226H48ZM40 226V227H41ZM10 227V228H9ZM17 227V229H15ZM31 227V228H30ZM38 227V228H37ZM26 228V229H25ZM34 228H37V229H39L40 230V232H39V230L38 231H36V229H34ZM47 227H45V229H46ZM49 228H51V227H49ZM49 228L47 229V231L49 230ZM23 229H25V230H23ZM29 231H28V230ZM32 229H34V230H32ZM11 232L12 231V233H10L9 231ZM15 230V231H14ZM23 230V233H25V234H31L30 232H32V234L31 235H33V237H36V238H34L33 239V237L31 236V235H29V236H25V234H23L21 231ZM28 232H27V231ZM31 230V231H30ZM87 230V229H86ZM4 231V232H3ZM15 233H14V232ZM20 233H19V232ZM37 233H36V232ZM47 231L45 232H43L44 234H46L47 233ZM87 232V231H86ZM21 233H22V235H24L25 236V238H22V237H24V236H22L21 235ZM34 233H35V236H34ZM3 234H4V236H3ZM17 234V235H16ZM19 234V235H18ZM41 234V233H40ZM84 235H83V237H81L82 235L80 234V239H76V240H73V241H77V242H75V247H74V243H73V241H72V243H73V248H76V250H80L81 251V248L83 247L82 246V240H84V236H85V232L83 233ZM13 237H12V236ZM20 235H21V237H20ZM30 236L32 237V238H30ZM43 236V234H41V237ZM78 236H76V237H78ZM66 237V236H65ZM30 238V239H29ZM67 238V237H66ZM21 239V240H20ZM29 240V241H27V243L29 244H26V242H25V240ZM32 239V240H31ZM37 239H39V238H37ZM40 239H42V238H40ZM39 239V240H40ZM30 240H31V242H30ZM33 240H35V242H33L32 243V241ZM66 240V239H65ZM68 240H69V238H68ZM79 240H80V242H79ZM64 241V240H63ZM25 242V243H24ZM50 242V241H49ZM66 242V241H65ZM69 242H70V240H69ZM79 242V243H78ZM68 243V242H67ZM71 243V242H70ZM71 243V244H72ZM76 243H78L77 245H76ZM32 244V246H30ZM65 244V243H64ZM80 244H81V246H80ZM35 245H36V248H35ZM77 246V247H76ZM42 247L43 248H47V250H46V248L45 249H43L44 251H42V253H44V254H42L41 253V250H42ZM61 247V246H60ZM39 248V249H38ZM41 248V249H40ZM55 248L57 249V250H55ZM79 248V249H78ZM61 249H63V250H61ZM83 249V248H82ZM40 252H39V251ZM46 250V251H45ZM59 250V254H57L58 252H56V251H58ZM62 253H61V252ZM54 252H56L55 254H54ZM41 253V254H40ZM53 253V254H52ZM44 255H48V256H44ZM58 256V257H57ZM63 256V254L61 255V257ZM61 257H60V260H61ZM49 259V260H48ZM55 259V258H54ZM90 259V258H89ZM92 259V258H91ZM90 259V261H88V262H83L82 260H81V262L79 261V260H76V261H79L80 262V264H89V263H93V264H96V263H99V264H103V261H101V263H100V261H98L97 259V261L94 263V259L93 260H91ZM43 260V261H42ZM57 260H53V261H56V263L58 262ZM72 260V259H71ZM75 260H73V263H75V264H79V263H76L75 262ZM88 260V259H87ZM86 260V261H87ZM93 261V262H92ZM45 262V263H44ZM71 263V262H70ZM69 263V264H70ZM55 264V263H54ZM72 264V263H71Z\"/></svg>","mask_w":264,"mask_h":264}]
</instances>
